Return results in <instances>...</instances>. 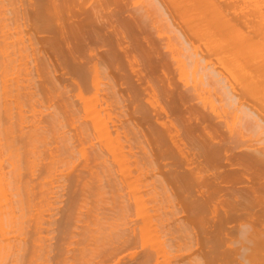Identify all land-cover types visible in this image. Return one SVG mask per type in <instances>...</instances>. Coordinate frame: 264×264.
<instances>
[{"label":"rangeland","instance_id":"rangeland-1","mask_svg":"<svg viewBox=\"0 0 264 264\" xmlns=\"http://www.w3.org/2000/svg\"><path fill=\"white\" fill-rule=\"evenodd\" d=\"M1 1L3 2V5H2V3H1ZM0 1V6L1 7H3L4 5V7L3 8H5V10L7 9V11H9V8H11V2H12V0H1ZM11 1V2H10ZM17 1H19L21 4H19V2H17ZM99 1L101 2V3H99ZM96 0V3H98V5H97V7L98 6H100V7H98V9L97 10H99V8H103V10L105 9L106 10V8H107V6L108 5H106V4H104L105 5V8L102 6L101 7V4L104 2V3H106V0L105 1H103V0ZM107 1H109V2H111V0H107ZM116 1V2H115ZM120 1V0H119ZM118 0H112V2L111 3H109V2H107V4L109 3L110 4V6L111 5H114V7L115 8H117V10L116 11H120V12H122V14L120 13L119 14V11L117 12L118 14L117 15H119V18H117V20L119 19H121L124 23H120L119 22V24H117L118 26H117V28H116V26H115V28H116V31H118V32H116L115 31V29L113 28L112 30H110L109 29V27L106 29V23H104L105 21H103V28H102V26L100 27V29L102 28V29H106V34H107V31L108 32H110V33H108V35H109V37L108 36H106V35H104L103 36V34H105V33H103V31H105V29L102 31V34L100 35L101 37L103 36V39H106V42H107V44H111L114 48L116 47V48H118V46H116V44L117 45H119V46H121L122 44H124V45H122L121 46V48L123 47H126V48H124V51H126L128 54H125L127 57L126 58H124V55H122V54H124V52L123 53H121L122 52V50H123V48H122V50L120 49V56L118 55V51H119V48H118V50H114L113 49V47H111L110 49H113V51H115L114 52V54L115 55H113L112 56V59H111V61H112V66L117 62H119V60H120V57L122 56V59L120 60V64H119V66H117V63L113 66V67H115V66H117V69H115V70H113L114 72V75H116V73H117V75H118V78H116L117 77V75H116V77H115V80H117V81H115V83L116 82H119V83H116L117 84V91H118V95L119 96H122L123 94H125L126 93V97L127 98H129V99H127V100H130V105L128 104L129 102L127 101V106L129 105V106H131L132 104H133V102L135 101V100H137V101H139V103L140 104H137V103H135L134 104V106H136V105H141V106H144V109L143 110H145L146 111V114H147V112H148V117H147V122H145L146 124H148L149 123V125L151 126L152 125V123L154 124L155 123V120H154V117H155V114H154V112H155V110L153 111V113H152V111H151V109H153L155 106L156 107H159V105H160V107L159 108H156V109H158V110H160V108H161V111H158V112H160V113H162V117L163 118H160V119H163L162 120V122L163 121H165V122H170L171 120H173L172 122H171V125L172 124H176V122L177 123H179L180 124V120L178 119L179 118V114H177V112L178 111H175V110H178V109H176V108H174V105H175V102L177 103V96H179V94H181L182 96L184 95L185 96V94H187L188 92H191L192 94H193V92L191 91L193 88L191 87L192 86V84L193 83H195L196 81L197 82H199L200 84H201V80L198 78V77H200L201 78V76H203L201 73L202 72H200L201 70H199V69H201V68H199L198 67V70H196L195 72L194 71H191V69H193V68H190V66L186 63L187 61H186V59L185 58H183L184 57V55L182 54L183 53V49H182V44H183V42L182 41H180V37H178L179 35L178 34H181L180 36H182V37H184L182 40H186V39H188L187 41H189V43L191 42L192 44H191V46H189V47H191V49H192V51H194V53H196V55H203V58H204V56H207L206 58L208 59H206L207 60V63H208V66H210L209 68H210V70H212L213 71V75L214 76H217V78H218V76H219V78L218 79H222V82H224V84H225V90L224 89H221L220 87V85L219 84H215V85H213V87H206L205 85H206V83H205V81L204 82H202V83H205V85H203V84H201V85H203L202 86V89L203 90H201V91H197V90H200V86L201 85H199V83L198 84H194L195 85V88L197 87V85H199V89H196V91L197 92H199L198 94L200 95V97H202L203 98V100L205 101V96L204 95H207L208 97L209 96H211V97H207L206 96V99L207 100H209V101H211L213 104H209V105H213L214 106V108H215V111H214V108H213V111L210 109V107L211 106H208V103L207 102H203L201 99L202 98H199V100L197 101V100H195V103H192V105L193 106H196V105H198V106H196L195 108L196 109H199V111H202V112H198L199 113V115H200V113L202 114L203 112L205 113V114H202L203 116H205L204 118V120H206V118H207V121H206V123L208 122V123H210L209 125H211V130L209 131L210 132V134L212 135L213 134V138H214V136L216 137V138H212V140H209V142L211 143V144H217V143H219V141L221 142V141H223L222 142V144L225 146V148L227 149V148H229L231 151H234L235 153H237V152H239L241 149H239V148H241L242 147V145H243V147H242V149H246V151L247 150H249L248 148V146H251V147H253V148H260L261 146V144L259 145V143L257 144L256 143V145H255V143L253 142V141H255V139L256 138H254L252 135H250L249 133H247V131L245 132L244 130H245V128L243 129V126H242V123H240L238 120L239 119H237V117H238V112L235 110V109H237V107H238V104L240 105H242L243 104V107H245V108H247V109H250L251 111H254V112H259L258 114H260V116H264V79H260V78H258L259 77V75H261V76H264V75H262V74H264V66H262L261 67V65L262 64H264V30H261V26H264V25H261V24H264V19H262V18H260V16H259V14L261 15V17H264V15H262L261 13H260V10H259V8L261 9L262 7H264V6H262L260 3V5L261 6H257L256 7V3H254L256 0H254V1H252V0H250V3L248 2L249 0H247V1H245V0H209V2H208V0H197L198 1V3L199 4H197L196 5V0H189L191 3H189V2H187L188 0H185V3H188L187 4V6H186V4H183L184 3V1L183 0H180V3H178L177 1H179V0H177V1H174V0H139V1H137V0H126V1H124L123 2V4L121 3V2H119ZM160 1V2H159ZM173 1V2H172ZM183 1V2H182ZM205 1V2H204ZM261 1V3L262 2H264V0H260ZM7 2V3H6ZM15 2V3H14ZM24 2H25V6H24ZM117 2H119V3H121L122 4V6H121V4H119V3H117ZM165 2V3H164ZM183 4V5H185L186 7H183V8H181V12H180V9H179V6H178V4ZM195 2V3H194ZM204 2V3H203ZM213 4L214 3V5H217L216 7L213 5V7H215V8H217L219 11L218 12H220L221 11V14H219V15H217V13L214 11V10H216L215 8H210V7H212V5H210L211 3ZM245 2V3H244ZM247 2H248V4H247ZM254 4H253V3ZM257 2H259V0L257 1ZM23 3V4H22ZM33 3V4H32ZM91 3V2H90ZM127 3H130L129 5H127ZM150 3H153V4H155V6L157 5V9H160V11H161V14H159L160 12H159V10H156L155 11V9L153 10V11H151L150 9L152 8V7H155V6H152V7H150L151 6V4ZM175 3H176V5H175ZM208 3H209V6H208ZM252 3V4H251ZM12 4H13V6L12 7H16L17 9H19V8H24L23 10L25 11L26 10V7H29L30 5L32 6H30L29 8V10H34V4H35V0H31V1H29V0H14L13 2H12ZM94 4H95V0H94ZM133 4V5H132ZM139 4V5H138ZM150 6H149V5ZM152 4V5H153ZM173 6H172V5ZM189 4H193V6H194V4H195V6L194 7H197L198 8V5L199 6H203V8H204V13H205V11H207V7H209L208 8V19L206 18V15H200V17H202L203 19H204V23L203 24H210V22H212V26H207V29L209 28V30H206V28H205V30H206V32H209V34L211 35V38H210V35L208 34V33H206L205 32V30L204 29H201L202 27H203V25H202V21L200 22L201 23V26L202 27H197V30L195 31L194 29V27H193V30L195 31V32H197L198 30H199V35H198V32H197V35H198V37L196 36V34H195V37H194V34L192 35L191 33H190V31L191 30H189V29H191V28H189L190 27V25H191V27H192V24H190L188 27H186V22L187 21H190V20H188L187 18H186V20L184 19L185 17V15H187V14H185L186 12H184V13H182L183 12V10L184 11H187V10H185V8H187L188 7V5ZM202 4V5H201ZM205 4H207V6H205ZM27 5V6H26ZM118 5H119V7H120V9L118 8ZM124 5H126V9H128V10H126L125 11V7H124ZM141 5V6H140ZM145 5V6H144ZM249 5H251V6H249ZM252 5H254L255 7H252ZM24 6V7H23ZM128 6V7H127ZM161 6V7H160ZM175 6H178V8H176ZM244 6V7H243ZM113 6H111V7H109V9L111 8V9H113V11H114V7L112 8ZM141 7L142 8H149L148 10H150V14H147V16L144 14L143 15V13H142V11L143 10H146V8L145 9H141ZM158 7H160V8H158ZM168 7V8H167ZM177 9L176 11H179V12H176V13H178V14H176V13H174V9L175 8ZM189 7H191V6H189ZM219 7V8H218ZM241 7V8H240ZM31 8H33V9H31ZM140 8V9H139ZM201 8V7H200ZM199 8V9H200ZM254 8L255 9H257V10H259L258 12H257V10L253 13L252 12V10L254 11ZM2 9V8H1ZM153 9V8H152ZM166 9H167V11H166ZM191 9H192V11H194L193 10V7H191ZM195 9V8H194ZM29 10L27 11V12H29ZM102 10V9H101ZM100 10V11H101ZM104 10V11H105ZM202 10V9H201ZM242 10V11H241ZM262 11H264V9H261ZM103 11V13L104 14H102V15H106V13H107V11L110 13V11L109 10H106L105 12ZM111 12L115 17H116V13L114 14V12ZM130 12V13H128V12ZM132 11L134 12V13H132ZM191 10H189V12H190ZM210 11H212L211 13L213 14V15H211L210 16ZM223 11V12H222ZM98 12V11H97ZM189 12L187 11V13L189 14ZM214 12V13H213ZM241 12V13H240ZM247 12V13H246ZM251 12V13H250ZM99 13V12H98ZM109 13H107V15H109ZM110 13V14H111ZM157 13V14H156ZM222 13H223V16L225 17L224 19H226L225 20V22H224V19H222L223 17H222ZM7 14V13H6ZM6 14H5V16L3 17L2 15L0 16V19L1 18H8L7 20L8 21H10V19L9 18H11V15H9L8 16V14H7V17H6ZM101 14V13H100ZM112 14L111 15H109L108 17H110V16H112ZM152 14H154V15H152ZM164 14H165V16H164ZM168 14V15H167ZM169 14L171 15V16H169ZM173 14V15H172ZM183 15V17H180V15ZM191 14H192V12H191ZM190 14V17H192V15ZM197 14V13H196ZM195 14V15H196ZM206 14V13H205ZM252 14H254V16L252 15ZM257 16H256V15ZM142 15V16H141ZM149 15H150V17H149ZM158 15V16H157ZM198 15V14H197ZM220 15H221V17H220ZM145 16L147 17L146 19H143V18H145ZM154 16V17H153ZM174 16V17H173ZM179 16V17H178ZM214 18H213V17ZM216 16H218V17H216ZM247 18H246V17ZM114 17V18H115ZM118 17V16H117ZM142 17V18H141ZM159 17V18H158ZM162 17V18H161ZM165 17V18H164ZM200 17H199V19H200ZM216 17V18H215ZM220 17V18H219ZM112 18H113V16H112ZM112 18H110V21L112 20ZM114 18H113V21H114ZM123 18V19H122ZM126 20H125V19ZM138 18H140L141 20H139ZM150 18H151V20H150ZM152 18H154V19H152ZM164 18V19H163ZM175 18V19H174ZM178 18V19H177ZM182 18L186 21H184V20H182ZM210 18H212V19H210ZM106 19H109V18H106ZM134 19H137V20H139V22L138 21H136V22H138V24H140V25H138L137 23V25L138 26H142L141 28H143V30L142 31H144L143 33H142V35L143 36H140L139 35V31L137 30V29H140V27L138 28H135L136 26L135 25H133V23H135L134 22ZM142 19H143V22L144 23H142L141 21H142ZM170 19V20H169ZM180 19V20H179ZM191 20H192V18H190ZM193 19H195L194 17H193ZM214 19V20H213ZM247 19H248V21H247ZM259 19H261V20H259ZM3 20H6V19H3ZM7 20L5 21V22H7ZM105 20V19H104ZM116 20V18H115V21H117ZM198 20V19H197ZM209 20H210V22H209ZM212 20V21H211ZM218 20V21H217ZM243 20H246V21H243ZM251 20V21H250ZM257 20V21H256ZM155 21H156V23H158L157 25H155L156 23H155ZM175 21V22H174ZM178 21V22H177ZM193 21V20H192ZM231 21V22H230ZM0 22H1V20H0ZM4 21H2L1 22V24H0V26H2V28L0 27V32L1 33H3V34H1L0 33V44H1V41H2V44L0 45V47L1 46H3V48H4V51L2 50V52H0V55H1V53H2V55L0 56V58H3L4 60H1L0 59V107H2V108H0L1 110H0V258H1V260H0V263L1 264H81V262L83 263V264H95L94 262H98L99 263V259L97 258V254H98V250H99V253L101 254V252H103V250L104 249H107L108 248V246L110 245L109 243H114L115 242V240H116V238H115V235L113 234V232H111V230L116 226V225H118V223H119V221H121V223H122V220H119V218H117L118 219V222H116L117 221V219L115 220V219H109V216H110V213H109V215L107 216V214H106V211H105V209H102V208H105V207H108V206H110V205H107V204H105V203H110V201H111V199H110V191L108 192V191H106V190H104L103 189V191H102V189H99L98 188V186H97V183H98V180L95 178V176L93 177V178H90L91 179V181H90V179H89V176H87V177H85V178H82V179H78V177H76V179H75V176H76V172H75V169H76V167H77V169H76V171L78 170V172L81 170V166L80 165H82L83 163L82 162H84V159H85V156H83V152H85L86 151V154L88 153V150H87V147H88V145H86L87 147H86V149H85V151H83V152H79L78 154H75V156L76 157H74L73 159H71L72 161H69V159H67V157L64 155V158H63V155H62V148H61V145L58 147L59 149H56V147H55V141L56 140H58L59 142H60V139L62 138L63 139V137H66V136H68L69 135V126L66 124V121L64 120V118L62 117V115L61 116H59L58 115V118H59V122H60V125H59V128L56 126V129H55V126L54 125H57V123H55L54 125H52L53 123H52V121H51V117L50 116H52V114L53 113H55V107H54V105L53 104H55L56 105V100L57 99H61V97L62 98H65L66 96H68V97H70V96H72L73 95V98H75V96H74V92H73V94H72V92H71V89L74 91V89L72 88V86H71V89H69L68 87H66V85L64 84L63 85V83H61L62 85H60L59 84V80H60V78L62 77L61 75H62V73L64 72V73H66L65 72V67H68V65H69V63L67 62L66 64H68L67 66H65V64H64V61H59V62H61V64H62V66H64V69H63V67L62 66H60V63L59 62H55V60L56 59H58V58H60L61 57V55H62V57L63 56H65V55H63V53H61V49L59 50V51H57L59 54H57V53H51L52 54V56L49 54V52L47 51V53H46V49H42L39 45H36L37 46V48L36 49H38V50H32V49H35V42H33L34 44H32L30 47H29V45H28V39H26V36L27 35H29L31 32H29V31H31V30H29V29H32V28H30V27H28V26H30L29 25V23H30V21H29V19L28 20H23V22H19L17 25L19 26H17V25H13L12 23H11V21L9 22L10 24H12V26L10 25V28L8 27L9 25H8V22H7V24H6V29L3 27L4 25H5V22L3 23ZM125 22L127 23V28H126V25H125ZM133 22V23H132ZM162 22V23H161ZM185 22V23H184ZM194 22H198V21H194ZM214 22V23H213ZM226 22H230V26L232 27V28H230V26L228 25L229 23H226ZM244 22H245V24H244ZM249 22V23H248ZM254 22L256 23L255 24V26H256V28H258V29H256L255 28V26H254ZM260 22H262V23H260ZM24 23V24H23ZM25 23H27V24H25ZM131 23H132V25H131ZM152 23V24H151ZM174 23V24H173ZM177 23H179V24H177ZM184 23V24H183ZM224 23V24H223ZM260 24V27H259V24ZM3 24V25H2ZM20 24V25H19ZM31 24V23H30ZM142 24V25H141ZM180 24H181V26H180ZM189 23H187V25H188ZM219 24H220V26H219ZM223 24V25H222ZM226 24L229 26H226ZM234 24H235V27H234ZM250 24V25H249ZM22 25H24V26H22ZM122 25V26H121ZM125 25V26H124ZM148 26V28H147V26ZM162 25V27H160ZM198 26H200L199 24H197ZM213 25H214V27H213ZM216 25V26H215ZM218 25V26H217ZM246 25V26H245ZM121 26V27H120ZM156 26V27H155ZM193 26H194V24H193ZM224 26V27H223ZM252 26V27H251ZM121 29H120V28ZM132 27L134 28V29H136L137 31H138V35L135 33V31H134V29H132ZM155 27V28H154ZM169 27V28H168ZM177 27V28H176ZM181 29H180V28ZM186 27V28H185ZM217 27H220L219 29L217 28ZM222 27V28H221ZM9 30H8V29ZM16 28V29H15ZM125 28H126V30L128 29V31L129 32H131L132 34V36L129 34V33H127L128 31H126L125 30ZM153 28V29H152ZM166 29V31L164 30V29ZM179 28V29H178ZM204 28V27H203ZM210 28H212L211 30H212V32H211V30H210ZM214 28V29H213ZM216 28H217V31H216ZM253 28V29H252ZM3 29V30H2ZM5 29V30H4ZM123 29V30H122ZM231 29V30H230ZM235 29V30H234ZM239 31H238V30ZM260 29V30H259ZM20 30H21V32H20ZM29 30V31H28ZM115 31L116 33H112L111 34V32L112 31ZM164 30V31H163ZM168 30V31H167ZM171 30V31H170ZM230 30V31H229ZM233 30V31H232ZM250 30V31H249ZM7 31V32H6ZM13 33H12V32ZM16 31V32H15ZM17 31H19V32H17ZM24 31H26V32H24ZM100 31V30H99ZM113 31V32H114ZM141 31V32H142ZM176 31V32H175ZM181 31H182V33H181ZM185 31V32H184ZM201 31V32H200ZM202 31L204 32V33H202ZM215 31L217 32V33H215ZM249 33H248V32ZM121 32V33H120ZM123 32V33H122ZM156 32H157V34H156ZM161 32V37H159L158 36V34ZM164 32H166V33H164ZM178 32H180V33H178ZM194 32V33H195ZM239 32V33H238ZM6 33V34H5ZM16 33V34H15ZM23 33V34H22ZM33 33V32H32ZM119 33V34H118ZM125 33V34H124ZM127 33V34H126ZM163 33L164 34H167V35H163ZM176 33V34H175ZM185 33V34H184ZM192 33H193V31H192ZM206 33V34H205ZM6 36H5V35ZM12 34V35H11ZM18 34V35H17ZM26 34V35H25ZM39 34H41L40 36L41 37H37V34H35L36 35V37H35V35H34V37L37 39V38H42L44 35L42 34V33H39ZM117 35V37L118 38H115L116 37V35ZM124 36H123V35ZM171 34V35H170ZM183 34L186 36V38H185V36H183ZM201 34L203 35V37L201 36ZM205 34V35H204ZM242 34V35H241ZM112 35H113V37H112ZM120 35H122V37H124V38H127V39H124V38H122ZM126 35V36H125ZM145 35L147 36L146 38H145ZM173 35V36H172ZM176 35V36H175ZM8 36V37H7ZM9 36H11V37H9ZM15 36H17L16 38H15ZM22 38H21V37ZM39 36V35H38ZM166 36V37H165ZM191 36V37H190ZM193 36V37H192ZM204 36H209V38L207 37L206 39H205V37ZM246 36V37H245ZM5 37V40L3 39ZM20 37V38H19ZM141 37H143V38H141ZM149 37V38H148ZM173 37V38H172ZM174 37L176 38V39H174ZM181 37V38H182ZM212 37H213V39H212ZM8 38H10L9 40H7ZM24 38V39H23ZM148 38V39H147ZM156 38V39H155ZM170 38H171V40H170ZM194 38V39H193ZM14 39H16V41H18V42H16V44H15V42L13 41ZM107 39H109V41L107 40ZM115 39H117V40H115ZM134 39H136L137 40V42H136V40L134 41ZM144 39V40H143ZM167 41H166V40ZM173 39V40H172ZM178 39V40H177ZM190 39V40H189ZM213 40V42H211V43H209L210 41L209 40ZM14 42H12V41ZM20 40H22V41H20ZM24 40V41H23ZM26 40V41H25ZM127 40V41H126ZM140 40V41H139ZM142 40V41H141ZM147 40H148V42H147ZM151 42H150V41ZM158 40H160V41H158ZM164 42H163V41ZM174 40H177V42L176 41H174ZM211 40V41H212ZM245 42H244V41ZM249 40V41H248ZM7 41L8 42H10L11 41V45L9 46L10 47V51L8 50V52L10 53V57L11 58H9V57H5V53L4 52H6V55H8L9 53H7V45H8V43H7ZM122 43H121V42ZM130 41H132V43H128V42H130ZM152 41L154 42V44L152 43ZM171 41H172V43H171ZM178 41H180L182 44H179V46H175L176 48H174V44H176V43H178ZM187 41H185V42H187ZM206 41V42H205ZM243 41V42H242ZM25 42V43H24ZM120 42V43H119ZM161 42V43H160ZM167 42V43H166ZM168 42L171 44H168ZM176 42V43H175ZM179 42V43H180ZM4 43H7V44H5L4 45ZM19 43V44H18ZM21 43V44H20ZM26 43H27V47H26ZM137 43V44H136ZM174 43V44H173ZM188 43V42H187ZM188 43V44H189ZM13 44H15L14 46V49H19V50H17V51H22L23 52V49H25L24 50V52L22 53L21 52V54H19V52H18V54L20 55V59L19 60H21L20 62H18V64H17V62L15 63V64H13L12 62L13 61H15L16 60V58H17V51L16 50H12V46H13ZM126 44V45H125ZM128 44V45H127ZM141 44V45H140ZM150 44V45H149ZM166 44H167V46L169 45L170 46V48L172 47L174 50H170V48H169V50L171 51V52H175V50L176 49H178V47H179V49H182V50H180L179 52H177V50H176V52L180 55V56H178V54H175L176 55V57L178 56L179 58H181V60H182V63L183 62H185V64H186V66L187 67H189L188 68V70L186 71L187 72V75H185L184 74V72L185 71H183V73H182V75L184 76L185 75V77H184V79H183V76L181 75H179V73H177V72H180V74H181V68H180V65H181V63H180V65L177 67L178 69H179V71H178V69L176 68V64L178 63H174V65H173V63H172V61H171V63H170V60H173L172 58L170 59V57H171V55H173V53L171 54V52L168 50H165V48L167 47L166 46ZM205 44L207 45H209L210 47H211V50H209L210 49V47H208L209 49V51H211V52H209L210 53V56H209V53L207 54V48H205V47H207V46H205ZM211 44V45H210ZM17 45H19V46H17ZM21 45H25V46H21ZM61 45H63V47H64V49H65V44L64 43H62ZM111 45H109V47L111 46ZM131 47H130V46ZM136 45V46H135ZM152 45V46H151ZM178 45V44H177ZM184 45V44H183ZM5 46V47H4ZM16 46L17 47H19V48H16ZM142 46V47H141ZM148 46H150V47H148ZM21 47H22V49H21ZM108 47V48H109ZM128 47V48H127ZM139 47V49L137 50L136 48H138ZM148 47V48H147ZM194 47V48H193ZM2 48V49H3ZM6 48V49H5ZM130 48H132V49H130ZM155 49V51H157L156 49L158 48L160 51H159V55L162 53V55L159 57L158 56V54H157V52H155L154 51V49ZM164 48V49H163ZM21 49V50H20ZM28 49V50H27ZM40 49H41V51L43 50V52H42V56L40 55ZM126 49V50H125ZM141 49V50H140ZM142 49H145V50H142ZM149 49V50H148ZM153 51H152V50ZM167 49V48H166ZM178 49V50H179ZM1 50V49H0ZM100 50H102V49H100ZM131 50V51H130ZM140 50V51H139ZM148 50V51H147ZM206 50V51H205ZM27 51V52H26ZM36 53V58L37 57H40V58H42V59H44L45 57V62L43 63V64H45V63H50V62H52V60H54L52 63H50V64H48L49 66H47V64H45L43 67V70L46 68V67H49V68H46V70L45 71H43V70H37L36 68H35V62H33V59H34V61H35V53ZM40 51V52H39ZM129 51V52H128ZM134 53H133V52ZM142 51V52H141ZM148 52V54L150 53V52H155V53H150V55L152 54H155V56H152L153 57V59L151 58V57H149L148 56V54L146 55L145 54V52ZM26 52V53H25ZM39 52V53H38ZM143 52H144V54H143ZM204 52V53H203ZM13 53H15V55H16V57H15V59L12 57V54ZM27 53H28V55H27ZM32 53H33V55H32ZM38 53V54H37ZM117 53V54H116ZM185 53V52H184ZM203 53V54H202ZM212 53V54H211ZM23 54V55H22ZM26 54V55H25ZM57 54V55H56ZM171 54V55H170ZM207 54V55H206ZM14 54H13V56H15ZM18 55V56H19ZM37 55H39V56H37ZM119 56V60H116V58L117 57H115V56ZM131 55V56H130ZM144 55H145V57H144ZM170 55V56H169ZM175 55H173V58H174V56ZM9 56V55H8ZM22 56V57H21ZM24 56V57H23ZM58 56V57H57ZM157 56V57H156ZM183 56V57H182ZM197 56V57H198ZM31 57H33V58H31ZM44 57V58H43ZM48 57V58H47ZM49 57H50V59H49ZM115 57V58H114ZM139 57V58H138ZM144 57V58H143ZM148 57L149 58H151L150 59V61H152L151 63H149L148 62V64H150V66L146 63L147 61H148ZM163 57H165V58H163ZM177 57V58H178ZM200 57V56H199ZM9 59H14L12 62H8V60ZM19 58V57H18ZM52 58V59H51ZM146 58V61L144 60ZM162 59V61H161V65H160V62H158L159 60L158 59ZM178 58V59H179ZM48 59V62L46 61ZM118 59V58H117ZM129 59V62L131 61L132 63H129V62H127V60ZM142 59V60H141ZM160 59V60H161ZM175 59V58H174ZM211 59V60H210ZM228 59V60H227ZM6 60V61H5ZM11 60H9V61H11ZM114 60H116L115 61V63H114ZM166 60V61H165ZM4 61V62H3ZM17 61H18V59H17ZM122 61V62H121ZM144 61V62H143ZM155 61V62H154ZM157 61V62H156ZM174 61V60H173ZM178 61V60H177ZM180 61V60H179ZM125 62V63H124ZM142 62V63H141ZM166 62V63H165ZM174 62H176V59H175V61ZM59 63V64H58ZM128 63L129 64H132L131 66H132V68L134 67V71H136V72H139V73H136V75L133 73H131V67L129 68L128 66H130V65H128ZM137 63H138V65H137ZM145 63V64H144ZM154 63V64H153ZM156 63H158V65H159V67H156L155 68V66H157L156 65ZM165 63V64H164ZM229 63V64H228ZM2 64H4V65H2ZM16 64H17V66H16ZM25 64V65H24ZM53 64H55V66L57 67V66H59V67H55L54 65V67L52 68V65ZM56 64H58V65H56ZM148 66H147V65ZM153 64V65H152ZM184 64V65H185ZM23 65V66H22ZM50 65H51V67H50ZM142 65V66H141ZM152 65V66H151ZM155 65V66H154ZM8 67V69H7V67ZM140 66V67H139ZM145 66V67H144ZM161 66V67H160ZM202 66V65H201ZM3 67V68H2ZM39 67V66H38ZM123 68V70H121L120 71V73H118V69H122ZM150 67V68H149ZM173 67H175V68H173ZM236 67H237V70H236ZM242 67V68H241ZM258 67H260V68H258ZM2 68V69H1ZM40 68V67H39ZM38 68V69H39ZM100 70H102V71H100V72H107V73H109V71H111V69L109 68L108 70H105L104 68H100V67H98ZM145 68V69H144ZM161 70H160V69ZM164 68H166L165 69V71H166V73H165V71H164ZM184 68H185V66H184ZM212 68V69H211ZM262 68V69H261ZM5 69V70H4ZM35 69H36V71H38V73L36 74V72H35ZM48 69H49V71H48ZM52 69H56V70H53V73L51 74L50 72H52L51 70ZM57 69H62V73H60L61 71L59 70V72L57 71ZM135 69H137V70H135ZM155 71H154V70ZM173 69V70H172ZM197 69V68H196ZM240 71H242V72H240ZM255 69H257V70H255ZM261 69V70H260ZM20 70V71H19ZM103 70H105V71H103ZM148 70V71H147ZM184 70H186V69H184ZM4 71H5V74L6 75H3L4 74ZM7 71V72H6ZM57 73H56V72ZM115 71H117V72H115ZM123 71V72H122ZM128 71V72H127ZM130 71V72H129ZM134 71H132V72H134ZM141 71V72H140ZM144 71V72H143ZM150 71H152V72H150ZM169 71V72H168ZM255 71V72H254ZM257 71H258V74H256L257 73ZM3 72V76L1 75V73ZM21 72V73H20ZM105 72V73H106ZM172 72V73H171ZM191 72H194L195 74H196V76H198L197 78H193V80L195 79V82H193L192 81V77L194 76L195 77V74L193 75V74H191ZM218 73V75L216 74V73ZM236 72H240V75L244 72V74H242L241 75V77L239 76V74L237 73L236 74ZM13 73V74H12ZM20 73V74H19ZM41 73V77H40V75H38V74H40ZM56 73V74H55ZM59 73V76L60 77H58V74ZM104 73V74H105ZM143 73V74H142ZM156 73V74H155ZM161 73V74H160ZM165 73V74H164ZM198 73V74H197ZM254 73V74H253ZM262 73V74H261ZM61 74V75H60ZM100 74V73H99ZM101 74H103V73H101ZM137 74H138V77H137ZM145 74V75H144ZM152 74V75H151ZM155 74V75H154ZM158 74V75H157ZM201 74V75H200ZM234 74H236L235 75V78L237 79V78H239L240 79V84H239V79H235L234 78ZM256 74V75H255ZM13 75V76H12ZM50 75V77H52V78H48V76ZM55 75V76H54ZM68 75V74H67ZM107 75V74H106ZM105 75V76H106ZM142 77H140V76ZM151 75V76H150ZM175 75V76H174ZM180 77H179V76ZM193 75V76H192ZM257 75H258V77H257ZM43 76V77H42ZM45 76V77H44ZM100 77L102 76V75H99ZM105 76H103V77H105ZM125 76V77H124ZM147 76V77H146ZM161 76H162V79H161ZM192 76V77H191ZM221 76V77H220ZM242 76H243V78H242ZM39 79H38V78ZM119 77H121V79H122V81H120L121 79L119 78ZM175 77H177L176 79H175ZM182 77V78H181ZM187 77H188V79H187ZM204 77V76H203ZM202 77V78H203ZM42 78V79H41ZM63 78H65V77H63ZM106 78V77H105ZM104 78V79H105ZM126 78V79H125ZM141 78V79H140ZM143 78H144V80H143ZM168 80H167V79ZM178 78H180L179 80H182V81H184L185 82V84H187V85H184L183 83H182V81H179L178 80ZM216 78V79H217ZM262 78V77H261ZM44 79V80H43ZM49 79V80H48ZM100 79H102V80H104L102 77L100 78ZM139 80V82L141 83H139L138 82V80ZM147 79V80H146ZM149 79V80H148ZM199 79V80H198ZM41 82H40V81ZM43 80V81H42ZM56 80V81H55ZM102 80H100V82H101V86H103V88L99 91L100 93H98V96L96 97L97 98V100H96V102L98 101V98H99V96L100 95H102L103 94V92H102V90L104 91V92H106L107 90H106V88H105V84L107 83V82H105L104 81V83L102 82ZM119 80V81H118ZM125 80V81H124ZM128 80V81H127ZM153 80V81H152ZM159 80V81H158ZM203 80V79H202ZM205 80V79H204ZM36 81H38V82H36ZM46 81V82H45ZM58 81V82H57ZM137 81V82H136ZM169 81V82H168ZM189 81V82H188ZM36 82V83H35ZM43 82V83H42ZM60 82H61V80H60ZM123 83V84H125V86H123V87H121V86H118L119 84H121V83ZM127 82V83H126ZM147 82H149V83H147ZM157 82V83H156ZM168 84H167V83ZM146 83V84H145ZM155 83V84H154ZM172 83V84H171ZM174 83V84H173ZM180 83V84H179ZM37 84V85H36ZM122 84V85H123ZM133 84V85H132ZM140 84V85H139ZM150 84V85H149ZM156 84H157V86H156ZM43 85V86H42ZM53 85V86H52ZM162 85V86H161ZM169 85V86H168ZM171 85V86H170ZM179 87H177V86ZM189 85H190V87H189ZM35 86H37V87H35ZM40 86V87H39ZM51 86V87H50ZM56 88H55V87ZM58 86H60L59 88H57ZM164 86H166V87H164ZM183 86V87H182ZM39 87V88H38ZM48 87H49V89L51 90H49L48 89ZM54 87V88H53ZM63 87V88H62ZM131 87V88H130ZM144 87H145V89H144ZM146 87H148V88H146ZM154 87H156V89L154 88ZM186 87V88H185ZM188 87L191 89H189L188 91H187V89H188ZM206 87V88H205ZM215 87V88H214ZM219 89H217V88ZM27 90H26V89ZM52 88V89H51ZM122 89V88H124L122 91H124L125 90V92H122V91H120V89ZM167 88V90L169 91H172L173 92V94L175 95V97H177V98H174V100L173 101H175L174 102V105H173V102L171 101V99L173 98L172 96H174V95H169V92L167 93L168 95H165V94H162V92H167V90L166 91H164V89H166ZM178 90H177V89ZM210 88V89H209ZM214 88V89H213ZM223 88V87H222ZM39 89H41V90H39ZM47 89V90H46ZM55 90V91H52V90ZM65 89V90H64ZM100 89V88H99ZM134 89V90H133ZM162 89H163V91H162ZM206 89V90H205ZM221 89V90H220ZM228 89V90H227ZM50 92H49V91ZM60 90V91H59ZM69 92H71V93H68V91ZM139 90V91H138ZM148 90V91H147ZM152 91V90H154V93H153V91L150 93V91ZM177 92H179V93H177ZM47 91V92H46ZM119 91L121 92V95L119 94ZM132 91V92H131ZM144 91H147V92H144ZM205 91V92H204ZM62 92H63V94H62ZM91 92V91H90ZM84 93V95H86V96H84V98H86L85 100H87V98L89 97V95H91L89 98H91L92 97V93ZM92 92H94V91H92ZM141 92V93H140ZM142 92H143V94H142ZM149 92V93H148ZM159 92H161L160 94L161 95H165V97L164 96H162L161 97V95H159ZM184 93L185 92V94H182V93ZM200 92H201V94H200ZM211 94H210V93ZM227 92L229 93L228 95H230V96H225L224 95V93H226L227 94ZM65 93H66V95H65ZM68 93V94H67ZM95 93V92H94ZM108 92H106V94H107ZM133 93V94H132ZM140 93V94H139ZM146 93V94H145ZM221 93V94H220ZM41 94V95H40ZM56 94V95H55ZM57 94H59V96L57 95ZM72 94V95H71ZM155 94H157V95H155ZM170 94H171V92H170ZM192 94H188L189 95V97L191 96L192 98H193V96H192ZM197 94V93H196ZM198 94H197V96H198ZM204 94V95H203ZM233 94V95H232ZM70 95V96H69ZM94 95H97V93L96 94H94ZM154 95V97L152 98L153 100L156 98V97H159V99L158 98H156L154 101L152 100V99H150V98H147L146 96H148V97H152ZM188 95H186L185 97H186V99H188L189 97H187ZM224 95V96H223ZM56 96H58V97H56ZM88 96V97H87ZM125 96H123L122 98L123 99H125ZM132 96H135V97H132ZM156 96V97H155ZM169 96V97H168ZM183 96V97H184ZM237 96V97H236ZM138 97V98H137ZM172 97V98H171ZM232 98V97H236V99L238 100H236L237 102H235V105L234 104H232V105H230L229 106V104H231L232 102H228V100H227V98ZM51 98V99H50ZM56 99V100H53V99ZM71 98V100H74L72 97H70ZM89 98H88V100H89ZM93 98V97H92ZM91 98V99H92ZM100 98H101V96H100ZM99 98V102H100V99ZM134 98H135V100H134ZM143 100H142V99ZM146 98L147 99H149V104H148V100L145 102L144 101V99L146 100ZM163 99V100H161V99ZM170 98V101L169 100H167V99H169ZM91 99H90V102H89V105H88V108L89 107H91V104H95L96 102H95V100H94V102H93V100L91 101ZM125 99V100H126ZM131 99H133L134 101H132ZM176 99V100H175ZM190 99V98H189ZM188 99V101L190 102V100ZM195 99H197V97L195 98ZM225 101H224V100ZM51 100V102H49ZM53 100V101H52ZM77 99H75L74 100V102H77L78 103V105L77 106H80L81 107V105L79 104L80 102L79 101H76ZM150 100H152L151 102L152 103H150ZM166 100V101H165ZM194 100V99H193ZM221 100V101H220ZM223 100V101H222ZM47 101V102H46ZM55 101V102H54ZM58 101V100H57ZM61 101V100H60ZM132 101V102H131ZM159 101H161L162 103H160ZM53 102V103H52ZM93 102V103H92ZM136 102V101H135ZM202 102L204 103V105H202ZM223 102V103H222ZM47 103H48V105H47ZM52 103V104H51ZM77 103H75V105L77 104ZM98 103V102H97ZM97 103L95 104V105H97ZM155 103V104H154ZM158 103V104H157ZM197 103V104H196ZM227 103H228V105H227ZM59 104V103H58ZM87 104H88V101H87ZM126 104V103H125ZM150 104H153V106L154 107H152V105H150ZM170 104V105H169ZM196 104V105H195ZM207 104V105H206ZM120 105H123V103L121 104H118L117 106H115L114 108L115 109H113V110H111L112 111V113H114L115 112V114L118 116L119 115V117L121 116L120 114H121V112H119V111H117V108L116 107H118V106H120ZM150 105V106H149ZM180 106V104H177V107H179ZM199 105H200V107H199ZM202 105V106H201ZM76 106V107H77ZM92 106H94V105H92ZM147 106V107H146ZM168 106V108H166ZM173 106V107H172ZM176 106V105H175ZM227 106V107H226ZM235 106V107H234ZM54 107V108H53ZM78 108L79 110V112H78V115H79V117L82 119V120H86L85 122H87V118H85V119H83L84 117H85V115H84V117H83V115H81V114H84L85 112V114H88V108L87 109H85V112L83 113L82 112V110H81V108ZM87 107V106H86ZM171 107V108H170ZM180 107H182V106H180ZM179 107V108H180ZM198 107V108H197ZM229 107V108H228ZM120 108H121V106L120 107H118V109L120 110ZM130 108V107H129ZM131 108H133V106L131 107ZM154 108V109H155ZM195 108H193L194 110H195ZM219 108V109H218ZM239 108V107H238ZM93 108L91 107V108H89V110H92ZM123 109V107L121 108V110ZM166 109H168V110H166ZM175 109V110H174ZM181 109H183V108H180V111L182 112V110ZM81 110V111H80ZM129 110V109H128ZM149 110V111H148ZM164 110V111H163ZM172 110H174V111H172ZM184 110V109H183ZM51 113H50V112ZM144 111V112H145ZM170 111H172V113L170 112ZM196 111V110H195ZM236 111V112H235ZM81 112V113H80ZM92 112H93V110H92ZM110 112V111H109ZM129 112L131 113V109L129 110ZM157 112V111H156ZM163 112H165V113H163ZM167 112H168V114H167ZM174 112H176V114L174 113ZM183 112H185V111H183ZM182 112V113H183ZM226 112H227V114H226ZM49 113V114H48ZM89 113H90V111H89ZM112 113H110V114H112ZM119 113V114H118ZM150 113V114H149ZM152 113V114H151ZM175 115H174V114ZM178 113H180V112H178ZM92 114V113H91ZM170 114H171V116H170ZM234 116H233V115ZM236 114V115H235ZM103 115V116H102ZM101 116H102V118L104 117V114H102ZM108 115V114H107ZM107 115H105V116H107ZM114 115V114H113ZM113 115H111V116H113ZM130 114H128V116H129ZM136 115V117L138 118V116H137V114H135ZM149 115H151V117L152 118H150V116ZM164 115V116H163ZM167 115V116H166ZM207 115V116H206ZM83 118H82V117ZM92 116V115H91ZM90 116V117H91ZM132 116H133V114H132ZM236 116V117H235ZM109 117V115L107 116V118ZM119 117H117V118H119ZM130 117V116H129ZM129 117L127 118V116H125L124 117V120H126V119H128V124L130 123V124H133V123H135V122H133V121H135L137 118H135L132 122H130V119H129ZM161 117V116H160ZM164 117H166L165 119H164ZM177 118V120L179 121H176V120H174V118ZM184 117H186V116H184ZM199 117V116H198ZM232 117H235V119L233 118L232 119ZM40 118V119H39ZM79 118V121H81V119ZM106 118V117H105ZM104 118V119H105ZM107 118H106V120H107ZM168 118V119H167ZM172 118V119H171ZM175 118V119H176ZM34 119V120H33ZM38 119V120H37ZM123 120V117L121 116V118H120V120ZM152 119V120H151ZM156 119V118H155ZM167 119V120H166ZM199 119H200V117H199ZM198 119V121H196V120H191V122L190 123H192L193 124V126H195V128H196V131L199 129L200 130V132L202 131V128H203V125L204 126H209V125H206V123L205 122H203L204 124H201L200 123V121L201 120H199ZM32 120H33V122H32ZM36 120V121H35ZM61 120V121H60ZM121 120V121H122ZM232 120H234V123H233V121ZM237 120V121H236ZM75 121H77V120H75ZM149 121V122H148ZM152 123H151V122ZM174 121H176L175 123H174ZM37 122V124H35ZM78 122V121H77ZM84 122V123H85ZM90 121H89V116H88V122L86 123V125L89 123ZM197 122V123H196ZM202 122V121H201ZM39 123V124H38ZM76 123V122H75ZM79 123V122H78ZM78 123H77V125L76 126H78ZM64 124V126H62ZM144 125V126H142L141 128H142V130L144 131V129L145 128H150V126L148 125V127H147V125ZM197 126H196V125ZM198 124H201L200 126L198 125ZM235 124V125H234ZM35 125L36 126H39V127H41V128H39V127H36L37 129H39V130H37L38 131V134L40 135V137H39V135L38 134H36V135H38L37 137H39L40 138V141H38V139L39 138H37L36 137V141H38V143H36L35 142V144H30L32 141H35L34 139H35V131L36 130H34V128H35ZM67 125V126H66ZM91 124L89 123V125L88 126H90ZM178 124H176V126L174 125H172L173 127H175L176 128V130L178 129V126H177ZM19 128H18V127ZM66 126V127H65ZM88 126H87V128H88ZM233 126H234V128H233ZM242 128H241V127ZM62 127V128H61ZM152 127V126H151ZM2 128H4V130H2ZM10 128V129H9ZM13 130H12V129ZM18 128V129H17ZM66 128V129H65ZM7 131H6V130ZM24 129V130H23ZM40 129H41V131H40ZM58 129V130H57ZM60 129V130H59ZM64 129H65V131L66 132H64ZM91 129V128H90ZM89 129V130H90ZM148 129H145V131L147 132V130ZM151 129V128H150ZM222 129V130H221ZM228 129V130H227ZM240 129V130H239ZM17 130V131H16ZM27 130V131H26ZM29 130H31V131H29ZM53 130H54V132H53ZM61 130H63L62 132H60L59 133V131H61ZM141 130V131H142ZM180 130V131H179ZM179 130H177L178 132H177V135H178V137L180 136L181 138L180 139H182V132H181V129H179ZM216 130V131H215ZM16 131V132H15ZM43 131V132H42ZM57 131V132H56ZM214 131H215V133H214ZM223 131V132H222ZM4 132V133H3ZM6 132H9V133H6ZM11 132H14L13 134L11 133ZM20 132V133H19ZM24 132V133H23ZM27 132V133H26ZM90 132V131H89ZM198 132V131H197ZM200 132H198V133H196V134H200ZM219 132L222 134V136H221V134L219 135ZM239 132V133H238ZM16 133V134H15ZM29 133V135H27ZM31 133H33V134H31ZM37 133V132H36ZM56 133V134H55ZM66 133V134H65ZM68 133V134H67ZM92 133V132H91ZM246 133V134H245ZM9 136H8V135ZM14 134H15V136H14ZM43 134V135H42ZM53 134L55 135V136H53ZM59 134V135H58ZM179 134H181V135H179ZM203 136H204V133L202 132L201 133ZM237 134V135H236ZM242 134H243V136H242ZM4 135H6V136H4ZM34 135V136H33ZM65 135V136H64ZM101 135V134H100ZM250 136V137H248V136ZM3 136V137H2ZM25 136H27V137H24ZM219 138H218V137ZM251 136H252V138H251ZM5 137V138H4ZM10 137V138H9ZM13 137V138H12ZM17 137H18V139H17ZM31 137H32V139H31ZM45 137V138H44ZM96 137H98L97 135H96ZM102 137V136H101ZM100 137V138H101ZM243 137V138H242ZM248 137V138H247ZM5 139V141H4V143H5V145H4V143H2L3 141H2V139ZM7 138H9V139H7ZM14 138H16V139H14ZM22 140H21V139ZM27 138V140H25ZM28 138H29V140H28ZM58 138V139H57ZM184 138V137H183ZM49 139V140H48ZM61 139V140H62ZM98 139H99V137H98ZM185 139V138H184ZM184 139L183 140H180L181 142L182 141H184ZM216 139V140H215ZM238 139V140H237ZM7 140V141H6ZM9 140H12V141H9ZM30 140H32V141H30ZM47 142H46V141ZM96 139H92V142L93 143H95L94 141H95ZM99 140H101V139H99ZM14 141V142H13ZM20 141H22V143L20 142ZM25 141V142H24ZM27 141V142H26ZM53 141V142H52ZM187 139H185V142L183 143V148L182 149H184V148H188L189 146H188V144H186L187 143ZM216 141V142H215ZM227 141V142H226ZM242 141V142H241ZM10 142H11V145H9L10 144ZM18 142V143H17ZM46 142V143H45ZM51 142V143H50ZM98 142V140H96V143ZM180 142V143H181ZM189 142V141H188ZM246 142V143H245ZM256 142V141H255ZM28 143V144H27ZM34 143V142H33ZM49 143V144H48ZM61 143V142H60ZM95 143V144H96ZM252 143V144H251ZM7 144V145H6ZM19 144V145H18ZM39 144V145H38ZM45 144V145H44ZM47 144V145H46ZM51 144V145H50ZM186 144V145H185ZM227 144V145H226ZM254 144V145H253ZM2 145V146H1ZM9 145V146H8ZM24 145L26 146V147H24ZM37 145V146H36ZM240 145V146H239ZM259 145V146H258ZM11 146V147H10ZM27 146H29V147H27ZM30 146H31V150H29L30 149ZM39 146V147H38ZM42 146V147H41ZM50 146V147H49ZM52 146V147H51ZM180 146H181V144H180ZM239 146V147H238ZM246 146H247V148H246ZM262 146H264V145H262ZM37 147V148H36ZM238 147V148H237ZM2 148V149H1ZM40 150H39V149ZM55 148V149H54ZM190 148V147H189ZM185 149V151H187ZM4 150V151H3ZM37 150V151H36ZM29 151H30V153H29ZM33 151V152H32ZM41 151V152H40ZM51 151V152H50ZM59 151V152H58ZM60 151H61V153H60ZM243 151V150H242ZM32 152V153H31ZM36 152V153H35ZM244 152H245V150H244ZM17 153V154H16ZM28 153L30 154V156L28 155ZM50 153V154H49ZM39 154V155H38ZM221 154H222V152H221ZM232 154H234V153H232ZM17 155V156H16ZM50 155H52V156H50ZM85 155V154H84ZM223 155H224V153L220 156V158H219V162L220 163H224V161L221 159V157L223 158ZM31 157V158H30ZM50 157V158H49ZM84 159H83V158ZM33 158H35L34 160H33ZM37 158H39V160H37ZM59 158H61L60 160H59ZM66 158V159H65ZM220 160H222V162L220 161ZM219 162H218V164H219ZM72 163V164H71ZM54 164V165H53ZM211 163H209L208 165H210ZM218 164L217 165H215V166H217V170L218 171H216V167H212V166H214V164L212 165V166H210V168L209 169H212L211 170V172L210 173H213V174H211L210 175V173L208 172L206 175H204L206 178H207V175L209 174L210 175V177L212 176L213 177V175L215 176V172H217V173H219V172H221L222 171V167L220 168L219 166H218ZM51 165V166H50ZM67 165H68V168H67ZM75 165L76 167H73V166ZM247 165V164H246ZM245 165V169L244 170H246V167H249V166H246ZM54 166V167H53ZM204 165H202V167H203ZM222 166V165H221ZM72 167V168H71ZM80 169H79V168ZM201 167V168H202ZM205 167H206V170L208 169V166L207 165H205L202 169L203 170H205ZM51 170H50V169ZM213 168H215L214 170H213ZM221 170H220V169ZM250 168V167H249ZM43 171H42V170ZM70 169H71V171H70ZM74 169V170H73ZM117 169V168H116ZM183 169V168H182ZM248 169V168H247ZM47 170V171H46ZM249 170V169H248ZM246 171L247 173L249 172L250 174L251 173H253L251 170H249V171ZM49 171V172H48ZM117 171L118 172H122V171H127L128 172V170L125 168L124 170H123V168L120 170L119 168L117 169ZM215 171V172H214ZM118 172H116V173H118ZM124 173V172H122V173H124V174H122V173H118V174H116L117 176L118 175H125V174H128V173ZM203 174H205V173H203ZM71 175V176H70ZM78 175V174H77ZM208 175V176H209ZM240 175V174H239ZM101 177H102V175H100ZM203 176V177H204ZM73 178V179H71V178ZM119 177V176H118ZM209 177V179L208 180H210V179H212V178H210ZM100 178V177H99ZM98 178V179H99ZM89 181H88V180ZM93 179V180H92ZM71 180V181H70ZM76 180H78V182L80 183H76L77 181ZM102 180H103V178H102ZM76 181V182H75ZM94 181V182H93ZM45 182H47V183H45ZM69 182H70V184H69ZM71 182H73V183H71ZM85 182V184H92L91 186H97V188H94V187H92V189H90V190H93V191H86V189L87 188H83L82 187V185H83V183ZM15 183V184H14ZM262 183H264V179H262L261 180V184ZM69 184V185H68ZM84 184V185H85ZM260 184V187H259V185H255L254 186V188L257 186V188H255V189H258V191H247V192H245V191H243V194L245 193V194H247L248 192H250V193H248L246 196H244L243 195V197H247V199L248 198H250V196H251V194H252V196H253V194H254V196L255 197H258L259 198V200H260V202H258V205L256 204V206H255V208H254V210H255V212H254V210H252V212H254V214L256 215V218L258 219L259 218V220L260 221H264V215H262V214H264V193H261V192H264V188H262V187H264V186H262ZM42 185V186H41ZM45 185V186H44ZM71 185V186H70ZM73 185V186H72ZM74 185L76 186V187H74ZM99 185V184H98ZM137 185V184H136ZM139 185V184H138ZM12 186V187H11ZM71 187V189H70V187ZM89 186V185H88ZM132 186V185H131ZM134 186V188H135V184L133 185ZM140 186V185H139ZM138 186V187H139ZM7 187V188H6ZM11 187V188H10ZM14 187H16V188H14ZM69 187V188H68ZM90 187V186H89ZM137 187V188H138ZM13 188V189H12ZM76 188V189H75ZM91 188V187H90ZM133 188V187H132ZM131 187H130V190L129 191H123V192H121V193H123V195H125L126 197H128V199L130 198V196H134V195H136V194H139L142 190L141 189H137V188H133L132 189ZM140 188V187H139ZM5 189V190H4ZM16 189V190H15ZM38 189H40V190H38ZM79 189V190H78ZM95 189V190H94ZM262 189V190H261ZM8 190V191H7ZM10 190V191H9ZM43 190H46V191H43ZM97 190V191H96ZM101 190V191H100ZM128 190V189H127ZM133 190V191H132ZM134 190H135V192H134ZM137 190H138V192H137ZM139 190H141V191H139ZM45 192V193H44ZM126 192V193H125ZM128 192V193H127ZM137 192V193H136ZM159 193H161L160 191H158ZM172 192H174V191H172ZM196 194H195V193ZM215 192V193H214ZM217 191H188V192H182L181 191V194L179 195L178 194V192H177V194H178V196H180V198L178 197V196H176V198H179V199H181L182 198V196L183 197H186V199L188 200H184L183 199V201L185 202V203H189L190 204V202H194V204L192 203L191 205H189V206H192V205H200V207L203 205V206H205V208H207V211L209 210V212H207V214L205 215V216H207V217H205V216H203L204 217V221H203V218L201 217V219H199V217L197 218V217H195V216H193L192 214H190V212L189 213H187V211L186 210H188V209H184L183 211H181V205L182 204H185L183 201H181V203H180V201H179V206H180V208H179V206L177 207V209L179 208V211L180 212H178V211H176V213H180V214H176V215H171L172 217H173V219H181L182 220V218H184L183 217V215H185L186 216V214H190L192 217H195V219L194 218H191L190 217V215H189V217L191 218V220L190 221H192L193 220V224H190V223H188L187 225V229L186 230H189L188 232H185L184 233V231H183V229H182V227H180L181 229H182V232L184 233V235L181 233V236H180V234H179V232H181V231H179L178 229H177V232H178V234H179V236L177 235V233L175 232L174 233V235L176 234L178 237H179V240H178V237H174V239H175V242H177L178 244H181V246H184L185 247V245L187 244L188 245V242H190L191 240L190 239H187V238H190L192 235V239L193 238H195V240L196 239H198L199 240V238H201V241H199L198 242V244H199V246H196L195 248L197 249V247L199 248L198 250H199V252H196V253H190V251H189V249L187 250V251H189L188 253L187 252H185V250H184V252H185V258H186V255H191L192 257V260H190V257L188 256L186 259L188 260H186L185 258L183 259V261L180 263V262H173V260H172V258L170 259H164L163 258V256H162V258H160V256H158L157 258H156V261H157V263L158 264H204V262L205 263H210V261H211V263H212V261H214V259H215V256L217 257V255L219 254V253H217L218 251L220 252L222 249H225V251H227L226 253H230V251H231V254L229 255L230 257L231 256H233V257H231V258H229V256H227L226 255V253H225V255H226V257H228V259H226V257H225V259H224V250L223 251H221L220 253V257H219V255H218V257H217V260H215V261H217L216 262V264H234V261H233V259L232 258H237V257H235L234 255V253L232 254V252H234L235 250H237V247H241V245H239L240 243H237V242H240V241H242V238H240L239 236H238V234H237V240H236V238L234 237V235L235 234H231L232 235V237H231V235H229L228 237L231 239L230 240V242L232 241V239L234 240V241H232L231 243L229 242V241H226L227 239L229 240V238L228 237H226L225 238V240H223L224 242V244L222 245V248H219L220 250H217V252H216V254H212V252L209 254V256L208 257H206V254H204V252H201L202 251V249L200 250V246L201 245H203L204 243L206 244V245H208V246H210L211 247V245H212V243H214L213 242V240L215 239V237L213 236V235H215V234H212L211 236H210V238L209 239H211L212 237H213V240L211 241V242H209L210 243V245L209 244H207L208 242H207V240H205L204 241V239H205V234H206V231H205V233L204 232H202L203 230H201V224L203 225V224H207V220H209V223L207 224V226L205 227L207 230L209 229V227H211V225H209V224H214L213 222H216V217L218 216H222V214H223V211H227V210H232L233 209V206H234V204H235V202H241V204H243V205H245L246 207H250L251 208V206H250V200H247L248 201V203H245L244 202V200L242 201L241 200V194L239 195L238 193H236V192H231V191H218L219 192V194H218V192L216 193ZM222 192H224V194H222ZM239 192V191H238ZM131 193V194H130ZM134 193V194H133ZM136 193V194H135ZM175 193V192H174ZM180 193V192H179ZM187 193V194H186ZM202 195H201V194ZM209 193H210V195H209ZM240 193V192H239ZM242 193V192H241ZM130 194V195H129ZM141 194H143L142 192H141ZM167 194V193H166ZM185 194H186V196H185ZM206 194V195H205ZM209 196H208V195ZM215 195V197L213 196V195ZM140 195V194H139ZM169 195V194H168ZM194 195V196H193ZM232 195V196H231ZM109 196V197H108ZM191 196V197H190ZM198 198H196V197ZM200 196H202L201 198H200ZM206 197V198H203V197ZM218 196V197H217ZM240 198H239V197ZM249 196V197H248ZM106 198V201H104V199ZM131 197V198H132ZM145 197H147V196H145ZM145 197L143 196V198H144V203L143 204H146V205H148V206H146L145 205V207H144V205H139V209H141V210H139V209H135L134 207H135V204H134V207H133V209H135V213L134 212H132V220L134 221V222H136L137 224H139L140 223V221H141V219H143V218H141L142 217V215H146L147 213H146V210H147V212H149V211H151V209H150V207L151 208H153L154 207V203L153 202H150V201H148L147 199H145ZM188 197V198H187ZM193 197V198H192ZM217 197V198H216ZM222 197V198H221ZM232 197V198H231ZM109 198V199H108ZM192 198V199H191ZM208 198H209V201H208ZM210 198H216V200L214 201V199H210ZM236 198H238V199H236ZM194 199V200H193ZM197 199V200H196ZM235 201H234V200ZM110 200V201H109ZM130 200V199H129ZM133 200V199H132ZM129 201V202H131V204H132V202L133 201ZM146 200V201H145ZM177 200L178 199H176V202H177ZM195 200H196V203H195ZM204 200V201H203ZM211 200V201H210ZM148 201V202H147ZM174 201H175V198H174ZM206 201V202H205ZM212 201H213V203H212ZM226 202V204H224L223 202ZM104 202V203H103ZM142 202H143V200H142ZM203 202H205V203H207V204H209V205H206L205 203V205L204 204H202ZM227 202H228V204H227ZM243 202V203H242ZM153 203V204H152ZM175 203V202H174ZM187 203V204H188ZM200 203V204H199ZM221 203V204H220ZM245 203V204H244ZM132 204V205H133ZM141 204V203H140ZM177 203H175V205H176ZM215 204V205H214ZM221 205V207H220V205ZM223 204V205H222ZM239 204V203H238ZM248 204V205H247ZM104 205V206H103ZM170 205H172V204H170ZM178 205V204H177ZM176 205V206H177ZM214 205V208L218 211V210H220V211H216L217 212V214L218 215H216V217L214 218V220L213 221H211L210 222V220H211V217H213L214 215L212 214V210H215L214 208H211L212 206ZM164 206H166L165 204H164ZM169 206V204L165 207V208H168V209H163V210H172L171 208H172V206H170L171 208H169L168 207ZM183 206V205H182ZM186 206V204L182 207V208H184ZM188 205L186 206V208L187 207H189ZM207 206V207H206ZM229 206H231V207H229ZM98 207V208H97ZM101 207V208H100ZM142 207H144V208H142ZM75 208V209H74ZM100 208V209H99ZM148 208V209H147ZM221 208V209H220ZM238 209H239V206L237 207ZM262 209V210H259V209ZM70 209V210H69ZM74 209V210H73ZM106 209H108V208H106ZM240 209H241V207H240ZM68 210V211H67ZM101 210V211H100ZM149 210V211H148ZM100 211V212H99ZM143 211V212H142ZM69 212V213H68ZM102 212V213H101ZM106 214L105 216H106V218H108L109 220H110V222L107 220V219H105L104 217L105 216H102V215H104V213ZM140 213V215H138L139 213ZM172 212V211H171ZM186 212V213H185ZM211 212V213H210ZM143 213H146V214H143ZM150 213V212H149ZM148 213V214H149ZM175 213V211L173 212V214ZM184 213V214H183ZM210 213V214H209ZM214 213V212H213ZM258 214V217H257V214ZM69 214H71V215H73V216H71V215H69ZM151 214V213H150ZM181 214H183V215H181ZM212 214V215H211ZM214 214H216V213H214ZM23 215V216H22ZM135 215V216H134ZM137 215V216H136ZM209 215H211V216H209ZM140 216V217H139ZM167 217V218H169V219H171L172 217ZM178 216H180V218L178 217ZM259 216H261V217H259ZM64 217V218H63ZM111 217V216H110ZM139 217V218H138ZM182 217V218H181ZM187 217V216H186ZM185 217V218H186ZM208 217H210V218H208ZM218 217H217V219H218ZM67 218H69V219H67ZM96 218V219H95ZM104 220H107L106 222H108V223H105V221H103V219ZM138 218V220H135V219H137ZM189 218V219H190ZM139 219H140V221H139ZM168 219V220H169ZM198 219V220H197ZM22 220H23V223H22ZM66 222V223H64V221ZM68 220V221H67ZM70 220V221H69ZM94 220H95V222H97V220H98V224L97 223H94ZM115 220V221H114ZM200 220V222H198ZM35 221H36V223H35ZM72 221V222H71ZM100 221V222H99ZM102 221V222H101ZM113 221V222H112ZM174 221V220H173ZM179 221V220H178ZM201 221H203V222H201ZM207 221V222H206ZM104 222V223H103ZM114 222H115V224L116 225H114ZM172 222V219L170 220V222H167V221H164L163 223H171ZM180 222V221H179ZM102 223V224H101ZM121 223H119V225H121ZM201 223V224H200ZM25 224H27V225H25ZM64 224V225H63ZM68 224H70L69 226H68ZM105 224H107L108 226L109 225H114L113 226V228H111L110 227V229H109V227H107V225H105ZM98 225H99V228H98ZM100 225H102V230H104V231H108V230H110L109 231V233H107L108 235H106V232H104V231H100V229H101V226ZM105 225V226H104ZM200 225V226H199ZM107 229V230H105L104 229V227ZM159 226V225H158ZM161 226V225H160ZM164 226H165V224H164ZM198 226H199V228H198ZM205 226V225H204ZM60 227V228H59ZM162 227H163V225H162ZM196 227H197V232L195 231L196 230ZM22 228V229H21ZM25 228H27V230L25 229ZM62 228H63V230H62ZM160 229H161V227H159ZM190 228V229H189ZM70 229V230H69ZM98 229V230H97ZM185 229V228H184ZM212 229H213V227H212ZM68 231V233H67V231ZM159 230V229H158ZM62 231H63V233H62ZM98 232V233H96L95 234V236L96 237H98L97 238V240H96V237L93 235L95 232ZM100 231V232H99ZM198 231H200V232H198ZM210 231V230H209ZM111 232V233H110ZM159 232H161V231H159ZM159 232H158V234H159ZM66 233V234H65ZM88 233H89V235H90V237H89V235H88ZM152 233H155V232H152ZM190 233V234H189ZM194 233V234H193ZM88 236H87V235ZM104 234V235H103ZM111 234V236H109ZM151 234V233H150ZM149 234V235H150ZM157 234V233H156ZM155 234V235H156ZM161 234H163L162 232H161ZM161 234H159V236L161 235ZM197 234V235H196ZM92 235V236H91ZM105 237V235H106V238L108 239H111V241H109V243H108V240L106 239V240H104V238H103V236ZM173 235V236H174ZM185 235H187V236H185ZM189 235H191L190 237H189ZM204 235V236H203ZM152 236H154L153 234H151V236L150 237H148V239L149 240H146V237H145V240H142V241H144V243L146 242V244H144L143 242H141V243H143V244H140V240L136 243V247L135 248H133L132 247V249H128L127 250V252H128V254H127V252L125 251V252H119V255H121V256H119V255H114V259L112 258V261L110 260V262L108 261H106V263H108V264H120V260L122 261L121 262V264H137L138 263V256H136L138 253H140V252H142L143 250H145V251H148V252H151L154 248H156V247H159V245L160 246H162V242H164V241H166V240H164V238H166L165 236H161L160 238H158L159 236L157 235V236H155V237H152ZM204 238H203V237ZM216 236V235H215ZM102 237V238H101ZM111 237V238H110ZM117 237V236H116ZM198 237V238H197ZM89 238V239H88ZM115 238V239H114ZM185 238V241H182L183 239ZM155 239L157 240H159V239H161V240H163V241H161V242H159L158 243V241H155ZM167 239V238H166ZM188 240V242H187V240ZM238 239L240 240V241H238ZM101 240V241H100ZM104 240V241H103ZM98 241V242H97ZM105 241H106V244H105ZM155 241V242H154ZM103 242V243H102ZM180 242V243H179ZM185 242H187L185 245H184V243ZM227 244H226V243ZM111 243V244H112ZM151 243H154L153 245L151 244ZM157 243H158V245H157ZM166 243V242H165ZM201 243V244H200ZM230 243V244H229ZM106 246H105V245ZM108 244V245H107ZM167 244V243H166ZM203 245V247L205 248L206 247V251L208 250V247L206 246V245ZM230 246H229V245ZM20 247H19V246ZM24 245V246H23ZM92 245H95V246H92ZM157 245V246H156ZM191 245H193V244H190L189 243V245H188V247H190ZM234 245V246H233ZM239 245V246H238ZM23 246V247H22ZM91 246H92V248H91ZM99 246H100V248H99ZM101 246H103V247H101ZM140 246V247H139ZM145 246V247H144ZM163 246H165V245H163ZM231 246H233L232 248H231ZM237 246V247H236ZM91 249H90V248ZM95 247V248H94ZM97 247V248H96ZM142 247H144V248H142ZM187 247V246H186ZM234 247H236V248H234ZM23 248V249H22ZM165 248V247H164ZM24 249H26V250H24ZM96 249H98V250H95ZM166 249H168V248H166ZM232 249V250H231ZM23 250V252H21ZM81 250H86L85 252L84 251H81ZM92 252H91V251ZM102 250V251H101ZM131 250H132V252H135L134 254H133V256H132V252H131ZM136 251H137V253H136ZM19 252V253H18ZM21 252V253H20ZM80 252H81V255H80ZM88 252H89V254H88ZM95 252V253H94ZM237 252H239V248H238V251ZM83 253V254H82ZM85 253V254H84ZM86 253L92 258H90L89 256H85L86 255ZM17 254V255H16ZM123 254V255H122ZM127 254V255H126ZM136 254V255H135ZM196 254L199 256L200 254V256L198 257V256H196ZM16 255V256H15ZM84 257H83V256ZM125 255V256H124ZM134 255H135V257H137V260L135 259V257H134ZM167 255V257H169L168 255H170V253H168V254H166ZM212 255V256H211ZM215 255V256H214ZM224 255V256H223ZM18 256V257H17ZM24 256V257H23ZM82 258H85V259H82ZM118 256V257H117ZM195 256H196V258H195ZM204 256V257H203ZM87 257H88V259H87ZM125 257V258H124ZM128 257V258H127ZM193 257H194V259L195 260H200V261H195L194 259H193ZM17 258H19L18 260H17ZM131 258V259H130ZM208 258V259H207ZM210 258V259H209ZM214 258V259H213ZM4 259V260H3ZM14 259V260H13ZM127 260V262H126V260ZM135 260V261H137V263L135 262V261H131V260ZM158 259H159V261H158ZM213 259V260H212ZM224 259V260H223ZM3 260V261H2ZM15 260H17V261H15ZM23 260V261H22ZM78 260H80V261H78ZM87 260V261H86ZM131 262H130V261ZM166 260L168 261V260H171V261H168V263L166 262ZM185 260V261H184ZM190 260V261H189ZM210 260V261H209ZM21 261V262H20ZM86 261V262H85ZM123 261H125V263H123ZM139 261H141V259H139ZM155 261V262H156ZM163 261H165V262H163ZM230 261V262H229ZM236 261H238V260H236ZM13 262V263H12ZM23 262V263H22ZM155 262H153V263H155ZM185 262V263H184ZM203 262V263H202ZM219 262V263H218ZM101 264H102V262H100ZM140 263V262H139ZM138 263V264H139ZM152 263V264H153ZM156 263V264H157ZM103 264H105V262H103ZM214 264V263H213ZM235 264H237L236 262H235Z\"/></svg>","mask_w":264,"mask_h":264},{"label":"bare ground","instance_id":"bare-ground-1","mask_svg":"<svg viewBox=\"0 0 264 264\" xmlns=\"http://www.w3.org/2000/svg\"><path fill=\"white\" fill-rule=\"evenodd\" d=\"M1 1V0H0ZM5 1V0H4ZM14 0H12V2H13ZM22 1V0H21ZM27 1V0H26ZM29 1H31V0H29ZM99 1V0H98ZM103 1H105V0H103ZM119 1V0H118ZM122 1V2H121ZM124 1H126V0H120L119 2H121L122 4H123V2ZM128 1V0H127ZM131 1V0H130ZM137 1H139V0H137ZM174 1H177V0H174ZM184 1V3L183 4H186V6H187V4L188 3H185V0H183ZM182 1V2H183ZM191 1V0H190ZM189 0L187 1V2H189V3H191ZM197 1V0H196ZM200 1V0H199ZM245 1H247V0H245ZM252 1H254V0H252ZM258 0H256L254 3H256V7L258 6H264V2H262L261 3V1L259 0V2H257ZM11 2V1H10ZM12 2L10 3L11 4V8H9V11H7V9L5 10V8H3V7H1L0 6V16L2 15L3 17L5 16V14L7 13L8 14V16L9 15H11V18H9L10 19V21H11V23L13 24V25H17L19 22L21 23V22H23V20H28L29 19V21H30V23H29V25L30 26H28V27H30V28H32V29H29V30H31V31H29V32H31L29 35H27L26 36V39H28V45H29V47L32 45V44H34L33 42H35V49H32V50H38V49H36L37 48V46L36 45H39L43 50L44 49H46V53H47V51L49 52V54L52 56V54L51 53H57V54H59L57 51H59L60 49H61V53H63V55H65V56H63L62 57V55H61V57L60 58H58V59H56L55 60V62L57 61V62H59L60 60L61 61H64V64H65V66H67L68 64H66L67 62L69 63V65H68V67H65V72L66 73H64L63 71H62V69L60 70V69H57V71L59 72V70L61 71L60 73H62V77L60 78V80H61V82H60V80H59V84L60 85H62L61 83H63V85L65 84L66 85V87H68L69 89H71V86H72V88L74 89V91L71 89V92H72V94H73V92L75 93L74 94V96H75V98H73V95L72 96H70V97H72L74 100L75 99H77L76 101H79L80 103V105H81V107L80 106H77L78 105V103L77 102H74V100H71V98L70 97H68V96H66L65 98H62L61 97V101L59 100V99H53V100H56V105L55 104H53L54 105V107H55V113H53L52 114V116H50L51 117V121H52V125H54L55 123H57V125H54L55 126V129H56V126L59 128V125H60V122L58 121L59 120V118H58V115L59 116H61L62 115V117L64 118V120L66 121V124L69 126V135L68 136H66V137H63V139L61 140L60 139V142L58 141V140H56L55 141V147H56V149H59L58 147L61 145V148H62V155H63V158H64V155L67 157V159H69V161H72L71 159H73L74 157H76L75 156V154H78L79 152L81 153V152H83V151H85V149H86V145H88V147H87V150H88V153L86 154V151L85 152H83V156H85V159H84V162H82L83 164L82 165H80L81 166V170L78 172V170L76 171V169H77V167L74 165H72L73 167H76V169H75V172L78 174H76V176H75V179H76V177H78V179L80 178V179H82V178H85V177H87V176H89V179L90 178H93L94 176H95V178L98 180V183H97V186H98V188L99 189H102V191H103V189L104 190H106V191H110V199H111V201H110V203H105V204H107V205H110V206H108V207H105V208H102V209H105V211H106V214H107V216L109 215V213H110V216H109V219L111 220V219H117V218H119V220H122V223H121V221H119V223H121V225H119V223H118V225H116L115 224V222H114V225H116L114 228H113V224L112 225H107V224H105V225H107V227H109V229H110V227L111 228H113L112 230H111V232H113V234L115 235V238H116V240H115V242L114 243H109V241H111V239H107L106 238V235H108L107 233H109V231L110 230H108V231H104V230H102L103 228H102V225H100L101 226V229H100V231L102 230V231H104V232H106V235H105V237L103 236V238H104V240H108V243L110 244L109 246H108V248L107 249H104L103 250V252H101V254L99 253V250L98 249H96V250H98V254L96 255L97 256V258L99 259V263L98 262H94L95 264H101L100 262H102V264H103V262H105V264H108V263H106V261L108 262H110V260L112 261V258L114 259V255H116L117 253V255H119V252L121 253L122 251L123 252H127V250L128 249H132V247L133 248H135L136 246V243L140 240V244H143L144 243V241H142V240H145V237H146V240H149L148 239V237H150L151 236V234H153L154 236H152V237H155V236H159V234H161V232L163 233V234H161L158 238H160L162 235L163 236H167L166 238H164V240H166V241H164V242H162V246H160L161 244L159 243V242H161V241H163V240H161V239H155V241H158V243L160 244L159 245V247H156V248H154L151 252H148V251H145V250H143L142 252H140V253H138L136 256H138V258L139 259H141V261H139V259H138V263L139 264H152L153 262H155L156 261V258L158 257V256H160V258H162V256H163V258L165 259H171L172 258V260H173V262L175 261V262H182L183 261V259L185 258V252H189L190 251V253L192 254V253H196V252H199V248L197 247V249L195 248L196 246H199V244H198V242L199 241H201V238H199V240L198 239H196L195 240V238H193L192 239V236L191 235H189V237L190 238H187V239H190L191 241L190 242H188V240H187V242H188V245H189V243L190 244H193V245H191L190 247H188V245L186 244L187 242H185L184 243V245H185V247L184 246H181V244H178L177 242H175V239H174V237L176 236V237H178L179 236V234H180V236H181V233L184 235V233L185 232H188L189 230H186L187 228V224L188 223H190V224H193L194 222H193V220L192 221H190L191 220V218H194L195 219V217H199V219H201V217L203 218V221L205 220L204 219V217L203 216H205L206 214H207V212H209V210L207 211V208H205V206H201L200 207V205H192V206H189V205H191L192 203L194 204V202H190V204L188 203H185L184 201H183V199L186 201L187 199H186V197H183L182 196V198L181 199H179L180 198V196H178V194L180 195L181 194V191L183 192H188V191H231V192H236V193H238L239 195L241 194L242 196H241V200L243 201L244 200V202L245 203H248V201L247 200H250L249 202H250V206H251V208L248 206V207H246L245 205H243V204H241V202H235V204H234V206H233V209L232 210H227L226 212L225 211H223V214H222V216L220 215L219 217H218V219H217V217H216V215H218L217 214V212L218 211H220V210H216L215 208H214V205L211 207V208H214L215 210H212L214 213H216V214H214L213 212H212V214L214 215L213 217H211V220H210V222L211 221H213L214 220V218L216 217V222H213L214 224H209V225H211V227H209V229L207 230L205 227L207 226V224L209 223V220H207L206 222H207V224L205 223V224H201V230H203L202 232H204L205 233V231H206V234H205V239H204V241L205 240H207V244H209L210 245V243L209 242H211L212 240H213V237L211 238V239H209L210 238V236L212 235V234H215V235H213L214 237H215V239L213 240V242L214 243H212V245H211V247L210 246H208V245H206L205 243V245L208 247V250L206 251V247L204 248L203 247V245H201L200 246V250L202 249V251L201 252H204V254H206V257H208L209 256V254L212 252V254H216V252H217V250H220L219 248H222V245L224 244L223 242V240H225V238L226 237H228L229 235H231V234H235L234 235V237L236 238V240H237V237L239 236L240 238H242V241H240L239 239H238V241H240V242H237V243H240L239 245H241V247H237V250H235L234 252H232V254L234 253L235 255V257H237V258H232L233 259V261H234V264H235V262L237 263V264H264V221H260L259 220V218L257 219L256 218V215L254 214V212H255V210H254V208H255V206H256V204L258 205V202H260V200H259V198L258 197H255L254 196V194H253V196H252V194H251V196H250V198H248L247 199V197H243V195L244 196H246L248 193H250L251 191H258V189H255V188H257V186L254 188V186L255 185H259V187H260V184H261V180L262 179H264V146H262V145H264V116H260V114H258L259 112H254V111H251L250 109H247V108H245V107H243V104L241 105H239L238 104V107H237V109H235L237 112H238V117H237V119H239L238 121L240 122V123H242V126H243V129L245 128V132L247 131V133H249L250 135H252L254 138H256L255 139V141H253L254 143H255V145H256V143L258 144L259 143V145L261 146L260 148H253V147H251V146H248L249 148V150H247L246 151V149H242V147H243V145H242V147L241 148H239V149H241L239 152H237V153H235L234 151H231L229 148H225V146L222 144V142L223 141H219V143H217V144H211L210 142H209V140H212V138H213V134L211 135L210 134V130L212 129L211 128V125H209L210 123H206V121H207V118H206V120H204L205 118V116H203L202 114H205L204 112L201 114L200 113V115H199V113L198 112H202V111H199V109H196L195 107L196 106H198V105H196V106H193L192 105V103H195V100H199V98H202V97H200V95L198 94L199 92H197V91H201V90H203L202 89V86L203 85H205V83H206V87H213V85H217V84H219L221 87V89H224L225 90V84H224V82H222V79L220 80V79H218L219 78V76H218V78H217V76H214L213 74V71L212 70H210V66H208V63H207V56H204V58H203V55L201 56V55H196V53H194V51H192V49H191V47H189V46H191V42L189 43V41H187L188 39H186L185 41H187V42H185L184 40H182L184 37H182V36H180L181 34H178L179 36L178 37H180V41H182L183 42V44L180 42V41H178V43H176L177 42V40H174V41H176L175 43L176 44H174L173 46H174V48H176L175 46H179V44H182V49L184 50L183 51V55H184V57L183 58H185L186 59V63L190 66V68H193V69H191V71H196V70H198V67L199 68H201V69H199V70H201L200 72H202L201 74L204 76H201V78L200 77H198V76H196V74L194 73V72H191V74H195V77L193 76H191L192 77V81L193 82H195V79L193 80V78H199L200 80H201V84H203V85H201L199 82H195L196 84H198L199 83V85H201L200 86V90H197L196 91V89H199L198 87H199V85H197V87L195 88V83H193L192 84V90L190 89L191 87H190V85H189V87H188V89H187V91L190 89L192 92H193V94L191 93V92H188L187 94H185V92L184 93H182V94H185V96L186 95H190V94H192V96H193V98L190 96L189 97V95L187 96V97H189L188 99L190 100V102L188 101V99H186V97L184 96H182L181 94H179V96H177V97H175V95L173 94V92L172 91H170L171 92V94H170V92L167 90V88L166 89H164V91H166L167 90V92H162V94H165V95H168L167 93L169 92V95H174V96H172L171 98V101L173 102V105H174V102L175 101H173L174 100V98H177V103L175 102V105H174V108H176V109H178V110H175V111H178V112H180V113H178L177 112V114H179L178 116H179V120H180V124L179 123H177L176 121H178L177 120V118L175 119L174 118V120H176V121H174V123L176 122V124H178L177 126H178V129L177 130H179V129H181V134H179V135H181L182 136V139H180L181 137L179 136L178 137V135H177V130H176V128L175 127H173L174 125L176 126V124H172L171 125V122L173 121V120H171L170 122H165V121H163L162 122V120L163 119H160V118H163L162 117V113H160V112H158V111H161V108H160V110H158V109H156V108H159L160 107V105H159V107H156L155 105V107L153 106V104H150V105H152V107H154L153 109H151V111H152V113H153V111L155 110V112H154V114H155V117H154V120H155V123L153 124L151 121V123H152V127L149 125V123L148 124H146L145 122H147V117H148V112H147V114H146V109L145 110H143L144 109V106H141V105H136V106H134V104L135 103H137V104H140L139 103V101H137V100H135V98H134V100L136 101H134L133 99H131L132 101H134L133 102V104L131 105V106H129L131 103H130V100H127V99H129V98H127L125 95H126V93L125 94H123L122 96H119L118 95V89H117V84L116 83H119V82H116L115 83V81H117V80H115V77H116V75H117V73H116V75H114V71L113 70H115V69H117V66H119V64H120V60L122 59V56L120 57V60H119V56H120V49L122 50V48H121V46L122 45H124V44H122L121 46H119V45H117L116 44V46H118V48H119V51H118V55L117 56H115V57H117L116 58V60H119V62L117 63V66H115V67H113L116 63H115V61L116 60H114V65L112 66V61H111V59H112V56L113 55H115L114 54V52L116 51V50H118V48H114L111 44H107V42H106V39H103V36L104 35H106V36H108L109 37V35H108V33H110V32H108L107 31V34L105 33L106 32V29L109 27V29L110 30H112L113 28L115 29V31H116V28H117V24H119V22L120 23H124L121 19L119 20H117V18H119V15H117L118 13V11H116L117 10V8H115L114 7V5H111V6H113L114 7V11H113V9H109V7H111L110 6V4L109 3H111L112 2V0H111V2H109V1H107L106 0V3H102L101 4V7L104 5V4H106V5H108L107 6V8H106V10H111L110 11V13L113 11L114 12V14L116 13V17L112 14V16H113V18L115 17L116 18V20L117 21H115V18H114V21H113V18H112V16H110V17H108L109 15H111L108 11H107V13H109V15H107V13L103 10V8H99V10H97L98 9V7H100V6H98L97 7V5H98V3H96V0H95V4H94V0H35V8H34V10H29L30 8V6L29 7H26V10L28 11L29 10V12H27L26 10L24 11L23 9L24 8H19V9H17L16 7H12L13 6V4H12ZM17 2H19V1H17ZM91 2V3H90ZM102 2V1H101ZM100 1H99V3H101ZM107 2H109L108 4H107ZM116 2V1H115ZM119 2H117V3H119ZM160 2V1H159ZM173 2V1H172ZM178 3H180V0L179 1H177ZM176 2V3H177ZM205 2V1H204ZM203 2V3H204ZM208 2H209V0H208ZM249 3H250V0L248 1ZM248 2H247V4H248ZM1 3H2V5H3V2L1 1ZM7 3V2H6ZM15 3V2H14ZM121 3H119V4H121ZM125 3V2H124ZM165 3V2H164ZM176 3H175V5H176ZM177 3V4H178ZM193 3V2H192ZM195 3V2H194ZM200 3V2H199ZM198 3V1L196 2V5L197 4H199ZM211 3V2H210ZM245 3V2H244ZM253 3V2H252ZM251 3V4H252ZM253 3V4H254ZM261 5H260V4ZM19 4H21L20 2H19ZM23 4V3H22ZM33 4V3H32ZM122 4H121V6H122ZM130 3H127V5H129ZM151 4V6L150 7H152V6H155V4H153V3H150ZM153 4V5H152ZM183 4H178V6H179V9H180V12H181V8H183V7H186L185 5H183ZM133 5V4H132ZM139 5V4H138ZM172 5V4H171ZM202 5V4H201ZM210 5H212V7H210L211 9L212 8H215L217 5H214V3L212 4H210ZM213 5L215 6V7H213ZM24 6H25V2H24ZM23 6V7H24ZM27 6V5H26ZM141 6V5H140ZM145 6V5H144ZM173 6V5H172ZM178 6H175L176 8H178ZM189 6H191V7H193V10L194 11H192V9H191V7H189ZM194 6H195V4H194ZM193 6V4L191 5V4H189L188 5V7L187 8H185V10H187L188 12H189V10H191L190 12H189V14L187 13V11H184L183 10V12L182 13H184V12H186L185 14H187V15H185L184 17V19L186 20V18L188 19V20H190V21H185L183 18H182V20H184L185 22H186V27H188L190 24H194V26H193V24H192V27H191V25H190V27L189 28H191V29H189V30H191L190 31V33L193 35L194 34V37H195V34H196V36L198 37V35H199V30L197 31L198 32V35H197V32H195L196 30H197V27L199 28V27H202L201 26V21H202V25H203V27L201 28V29H204L205 30V28H206V30H209V28L207 29V26H212V22H210V20H209V22H210V24H203L204 23V19L202 18V17H200V15H202L203 13H204V8H203V6H199L198 5V8L197 7H194ZM205 6H207V4H205ZM208 6H209V3H208ZM249 6H251V5H249ZM32 7V6H31ZM104 8H105V5L103 6ZM112 7V8H113ZM124 7H125V11L126 10H128V9H126V5H124ZM128 7V6H127ZM149 7V8H150ZM157 7V5L155 6V7H152L150 10L151 11H153L155 8ZM161 7V6H160ZM160 7H158V8H160ZM174 7V8H175ZM201 7V8H200ZM244 7V6H243ZM252 7H255L254 5H252ZM2 8V9H1ZM118 8L120 9V7H119V5H118ZM146 8V7H145ZM145 8H142L141 7V9H145ZM149 8H146V10H143L142 11V13H143V15L145 14L146 16H147V14H150L149 12H150V10H148ZM168 8V7H167ZM174 9V13H176V12H179V11H176L177 9ZM195 8V9H194ZM200 8V9H199ZM208 8L209 7H207L206 9H207V11H205V13L203 14V15H206V18L208 19L209 17H208ZM209 8V9H210ZM219 8V7H218ZM241 8V7H240ZM31 9H33V8H31ZM102 9V10H101ZM140 9V8H139ZM202 9V10H201ZM216 10H214L216 13L219 11L217 8H215ZM258 9V8H257ZM257 9H255L254 8V11L252 10V12L254 13ZM261 9H264V7H262ZM260 8H259V10H260V13L262 14V15H264V11H262ZM101 10V11H100ZM156 10H159V14H161V11H160V9H155V11ZM213 10V9H212ZM259 10H257V12L259 11ZM99 13H98V12ZM103 11L106 13V15H102V14H104L103 13ZM121 11V10H120ZM119 11V14L121 13L122 14V12H120ZM166 11H167V9H166ZM176 11V12H175ZM242 11V10H241ZM128 12V11H127ZM154 12V11H153ZM191 12H192V14H191ZM212 11H210L209 13H210V16L211 15H213L212 13H211ZM223 12V11H222ZM101 13V14H100ZM128 13H130V12H128ZM132 13H134L133 11H132ZM155 13V12H154ZM198 15H197V14ZM214 13V12H213ZM241 13V12H240ZM247 13V12H246ZM251 13V12H250ZM7 14H6V17H7ZM157 14V13H156ZM176 14H178V13H176ZM190 14L192 15V17H190ZM196 14V15H195ZM219 14H221V11L220 12H218L217 13V15H219ZM152 15H154V14H152ZM168 15V14H167ZM173 15V14H172ZM253 16H254V14H252ZM256 15V14H255ZM258 15V14H257ZM256 15V16H257ZM118 16V17H117ZM142 16V15H141ZM145 16V18H143V19H146L147 17ZM155 16V15H154ZM153 16V17H154ZM158 16V15H157ZM164 16H165V14H164ZM169 16H171L170 14H169ZM259 16H260V18H262V19H264V17H261V15L259 14ZM10 17V16H9ZM149 17H150V15H149ZM156 17V16H155ZM174 17V16H173ZM179 17V16H178ZM180 17H183V15L181 14L180 15ZM193 17L195 18V19H193ZM199 17H200V19H199ZM213 17V16H212ZM216 17H218V16H216ZM215 17V18H216ZM220 17H221V15H220ZM219 17V18H220ZM222 19H224L225 17L223 16V13H222ZM246 17V16H245ZM106 18H109V19H106ZM110 18H112V20L110 21ZM142 18V17H141ZM159 18V17H158ZM162 18V17H161ZM165 18V17H164ZM163 18V19H164ZM190 18H192V20L190 19ZM214 18V17H213ZM247 18V17H246ZM3 19H8V18H1L0 20H1V22L2 21H6V20H3ZM105 19V20H104ZM123 19V18H122ZM125 19V18H124ZM139 20H141L140 18H138ZM143 19H142V23H144L143 22ZM152 19H154V18H152ZM175 19V18H174ZM178 19V18H177ZM198 19V20H197ZM210 19H212V18H210ZM227 19V18H226ZM226 19H224V22H225V20ZM126 20V19H125ZM138 21L139 22V20H137V19H134V22L135 23H133V25H137L138 24V22H136V21ZM150 20H151V18H150ZM170 20V19H169ZM180 20V19H179ZM214 20V19H213ZM259 20H261V19H259ZM10 21H8L7 20V22H8V27L10 28V25L12 26V24H10L9 22ZM103 21H105L104 23H106V29H105V31H103L104 29H102L103 28ZM194 21H198L197 23L196 22H194ZM212 21V20H211ZM218 21V20H217ZM227 21V20H226ZM243 21H246V20H243ZM247 21H248V19H247ZM246 21V22H247ZM251 21V20H250ZM257 21V20H256ZM1 22H0V24H1ZM3 22V23H4ZM7 22H5V25L3 26L5 29H6V24H7ZM175 22V21H174ZM178 22V21H177ZM184 22V23H185ZM231 22V21H230ZM230 22H226V23H229L228 25L230 26ZM132 23H131V25H132ZM137 23V24H136ZM155 23H156V21H155ZM162 23V22H161ZM183 23V24H184ZM187 23H189L188 25H187ZM214 23V22H213ZM249 23V22H248ZM260 23H262V22H260ZM24 24V23H23ZM25 24H27V23H25ZM152 24V23H151ZM158 23H156L155 25H157ZM174 24V23H173ZM177 24H179V23H177ZM197 24H199L200 26H198ZM224 24V23H223ZM222 24V25H223ZM244 24H245V22H244ZM255 22H254V26H255ZM259 24V23H258ZM3 25V24H2ZM20 25V24H19ZM102 26V28L100 29V27ZM125 25H126V28H127V23L125 22ZM124 25V26H125ZM138 25H140V24H138ZM136 26L135 28H139L140 27V29H137L138 31H139V35L140 36H143L142 35V33L144 32V31H142L143 30V28H141L142 26ZM142 25V24H141ZM227 24H226V26H228ZM250 25V24H249ZM261 25H264V24H261ZM6 26V27H5ZM18 26V25H17ZM22 26H24V25H22ZM100 26V27H99ZM115 26H116V28H115ZM122 26V25H121ZM120 26V27H121ZM147 26V25H146ZM180 26H181V24H180ZM197 26V27H196ZM216 26V25H215ZM218 26V25H217ZM219 26H220V24H219ZM228 26V27H229ZM232 26V25H231ZM230 26V28H232ZM246 26V25H245ZM1 28H2V26H0ZM19 27V26H18ZM119 27V28H120ZM156 27V26H155ZM154 27V28H155ZM160 27H162V25L160 26ZM185 27V28H186ZM193 27L195 28L194 30H193ZM213 27H214V25H213ZM224 27V26H223ZM234 27H235V24H234ZM252 27V26H251ZM259 27H260V24H259ZM262 28H261V30H264V26H261ZM126 28H125V30H126ZM147 28H148V26H147ZM169 28V27H168ZM177 28V27H176ZM180 28V27H179ZM178 28V29H179ZM182 28V27H181ZM180 28V29H181ZM215 28V27H214ZM213 28V29H214ZM218 29L220 28V27H217ZM217 28H216V31H217ZM222 28V27H221ZM255 28H256V26H255ZM4 29V30H5ZM8 29V28H7ZM16 29V28H15ZM121 29V28H120ZM132 29H134L133 27H132ZM153 29V28H152ZM164 29V28H163ZM183 29V28H182ZM200 29V28H199ZM212 28H210V30H211ZM253 29V28H252ZM256 29H258V28H256ZM3 30V29H2ZM9 30V29H8ZM100 30V31H99ZM103 31V33H105V34H103V36L101 37L100 35L102 34V31ZM108 30V29H107ZM123 30V29H122ZM136 29H134V31H135V33L137 34L138 33V31H137ZM165 31H166V29H164ZM163 30V31H164ZM206 30H205V32H206ZM231 30V29H230ZM229 30V31H230ZM235 30V29H234ZM238 30V29H237ZM260 30V29H259ZM114 31V30H113ZM111 32V34L113 33H116V32H118V31H114V32ZM126 31H128V29L126 30ZM130 31V30H129ZM127 32V33H129L130 35L132 34L131 32ZM142 31V32H141ZM168 31V30H167ZM171 31V30H170ZM192 31H193V33H192ZM215 31V33H217ZM233 31V30H232ZM239 31V30H238ZM250 31V30H249ZM7 32V31H6ZM12 32V31H11ZM16 32V31H15ZM17 32H19V31H17ZM20 32H21V30H20ZM24 32H26V31H24ZM33 32V33H32ZM176 32V31H175ZM185 32V31H184ZM195 32V33H194ZM201 32V31H200ZM211 32H212V30H211ZM248 32V31H247ZM1 33V32H0ZM13 33V32H12ZM39 33H42L44 36L42 37V38H35L36 37V35L35 34H37V37H41L42 35L41 34H39ZM121 33V32H120ZM123 33V32H122ZM126 33V34H127ZM145 33V32H144ZM143 33V34H144ZM164 33H166V32H164ZM163 33V35H167V34H164ZM178 33H180V32H178ZM181 33H182V31H181ZM202 33H204L203 31H202ZM206 33H208L209 34V32H206ZM205 33V34H206ZM239 33V32H238ZM249 33V32H248ZM1 34H3V33H1ZM6 34V33H5ZM4 34V35H5ZM16 34V33H15ZM23 34V33H22ZM35 35V37H34V35ZM119 34V33H118ZM117 34V35H118ZM125 34V33H124ZM146 34V33H145ZM156 34H157V32H156ZM161 32L158 34V36L159 37H161ZM176 34V33H175ZM185 34V33H184ZM183 34V36H185ZM204 34V35H205ZM211 34V33H210ZM209 34V35H210ZM12 35V34H11ZM18 35V34H17ZM26 35V34H25ZM39 35V36H38ZM41 35V36H40ZM116 35V34H115ZM117 35H116V37L115 38H118L117 37ZM123 35V34H122ZM122 35H120L121 37H122ZM138 35V34H137ZM171 35V34H170ZM242 35V34H241ZM6 36V35H5ZM119 36V35H118ZM124 36V35H123ZM126 36V35H125ZM132 36V35H131ZM173 36V35H172ZM176 36V35H175ZM200 36V35H199ZM201 36L203 37V35L201 34ZM1 37V36H0ZM8 37V36H7ZM9 37H11V36H9ZM17 36H15V38H16ZM21 37V36H20ZM19 37V38H20ZM105 37V36H104ZM112 37H113V35H112ZM147 36L145 35V38H146ZM166 37V36H165ZM182 37V38H181ZM191 37V36H190ZM193 37V36H192ZM205 37V39L208 37L209 38V36H204ZM246 37V36H245ZM18 38V37H17ZM22 38V37H21ZM122 38H124V37H122ZM141 38H143V37H141ZM149 38V37H148ZM147 38V39H148ZM173 38V37H172ZM185 38H186V36H185ZM196 38V37H195ZM210 38H211V35H210ZM4 40H5V37L3 38ZM7 39V38H6ZM10 38H8L7 40H9ZM24 39V38H23ZM124 39H127V38H124ZM156 39V38H155ZM174 39H176L175 37H174ZM194 39V38H193ZM212 39H213V37H212ZM211 39V40H212ZM1 40V39H0ZM108 41H109V39H107ZM115 40H117V39H115ZM136 39H134V41H135ZM144 40V39H143ZM166 40V39H165ZM170 40H171V38H170ZM173 40V39H172ZM190 40V39H189ZM207 40V39H206ZM209 40V39H208ZM211 40H209L210 42L209 43H211V42H213V40L211 41ZM3 41V40H2ZM2 41H1V44H2ZM12 41V40H11ZM11 41L10 42H8L7 41V43H8V45H7V53H9L8 52V50L10 49V45L12 44L11 43ZM14 42L16 41V39H14L13 40ZM12 41V42H13ZM20 41H22V40H20ZM24 41V40H23ZM26 41V40H25ZM127 41V40H126ZM140 41V40H139ZM142 41V40H141ZM150 41V40H149ZM158 41H160V40H158ZM163 41V40H162ZM167 41V40H166ZM244 41V40H243ZM242 41V42H243ZM249 41V40H248ZM13 42V43H14ZM16 42H18V41H16ZM16 42H15V44H16ZM121 42V41H120ZM119 42V43H120ZM136 42H137V40H136ZM147 42H148V40H147ZM151 42V41H150ZM164 42V41H163ZM180 42V43H179ZM206 42V41H205ZM245 42V41H244ZM7 43H4V45L5 44H7ZM11 43V44H10ZM25 43V42H24ZM62 43H64L65 44V49H64V47H63V45H61ZM122 43V42H121ZM128 43H132V41H130V42H128ZM152 43L154 44V42L152 41ZM161 43V42H160ZM167 43V42H166ZM171 43H172V41H171ZM0 44V45H1ZM15 44H13V46H12V50H19V49H14V45ZM19 44V43H18ZM21 44V43H20ZM137 44V43H136ZM168 44H170L169 42H168ZM178 44V45H177ZM212 44V43H211ZM210 44V45H211ZM109 45H111L110 47H109ZM126 45V44H125ZM128 45V44H127ZM141 45V44H140ZM150 45V44H149ZM171 45V44H170ZM208 45V44H207ZM206 44H205V46H207ZM17 46H19V45H17ZM16 46V48H19V47H17ZM21 46H25V45H21ZM130 46V45H129ZM136 46V45H135ZM152 46V45H151ZM166 46H167V44H166ZM172 46V47H173ZM5 47V46H4ZM26 47H27V43H26ZM109 47V48H108ZM111 47H113V49L115 50V51H113V49H110ZM131 47V46H130ZM142 47V46H141ZM148 47H150V46H148ZM147 47V48H148ZM170 48V46L168 45L166 48H165V50H169V48H170V50H174L173 48ZM180 47V46H179ZM179 47H178V49H179ZM208 47H210L209 45L207 46V47H205V48H207V54L209 53V52H211L212 50H211V47H210V49L208 48ZM3 48V46H1L0 47V52H2V50L4 51V48ZM124 48H126V47H124ZM124 48H123V50H122V52L121 53H123L124 52V54H122V55H124V58H126L127 56L125 55V54H128L126 51H124ZM128 48V47H127ZM194 48V47H193ZM6 49V48H5ZM21 49H22V47H21ZM20 49V50H21ZM100 49H102V50H100ZM130 49H132V48H130ZM137 50L139 49V47L138 48H136ZM154 49V48H153ZM164 49V48H163ZM176 49L177 50V52H179L180 50H182V49ZM211 50V51H209V50ZM24 50L25 49H23V52H24ZM28 50V49H27ZM43 50L41 51V49H40V55L42 56V52H43ZM126 50V49H125ZM141 50V49H140ZM139 50V51H140ZM142 50H145V49H142ZM149 50V49H148ZM147 50V51H148ZM152 50V49H151ZM157 51H155V49H154V51L155 52H157V54H158V56L160 57L161 55H162V53L159 55V51L161 50H159L158 48L156 49ZM169 50V51H170ZM176 50H175V52H176ZM10 51V50H9ZM33 51V52H34ZM131 51V50H130ZM145 52V54L147 55L148 54V52ZM153 51V50H152ZM206 51V50H205ZM18 52L19 51H17V54H18ZM21 52L22 51H20L19 52V54H21ZM22 52V53H23ZM27 52V51H26ZM25 52V53H26ZM38 52V53H39ZM60 52V51H59ZM129 52V51H128ZM133 52V51H132ZM142 52V51H141ZM155 52H150V53H155ZM171 52V51H170ZM174 52V53H175ZM175 53V54H178V53ZM181 52V51H180ZM185 52V53H184ZM3 53V52H2ZM2 53H1V55H2ZM5 53V57L7 56V57H9V58H11L10 56V53L8 54V55H6V52H4ZM35 53V52H34ZM37 53V54H38ZM44 53V52H43ZM134 53V52H133ZM150 53L148 54V56L149 57H151L152 59H153V57L152 56H155V54H151L150 55ZM173 52H171V54H172ZM173 53V55H175ZM204 53V52H203ZM202 53V54H203ZM12 54V53H11ZM14 55H15V53H13ZM13 54H12V57L15 59V57H16V55L15 56H13ZM18 54V55H19ZM56 54V55H57ZM117 54V53H116ZM143 54H144V52H143ZM170 54V55H171ZM180 54V53H179ZM178 54V56H180ZM206 54V55H207ZM212 54V53H211ZM0 55V56H1ZM17 55V58H16V60L15 61H13L14 59H9V60H11V61H9L7 58V60H8V62H12L13 64H15L16 62H17V64H18V62H20L21 60H19L20 59V55L18 56ZM23 55V54H22ZM26 55V54H25ZM27 55H28V53H27ZM32 55H33V53H32ZM169 55V56H170ZM173 55H171V57H170V59L172 58L174 61H175V59H176V62H174L173 60H170V63H171V61H172V63H173V65H174V63L176 64L177 62V64L175 65L176 66V68L180 65V63H181V65H180V68H181V71L183 70V71H185L184 72V74L185 75H187V70H188V68L189 67H187L186 66V64H185V62H183L182 63V60H181V58H179L178 56V58L176 57V55L174 56V58H173ZM37 56H39V55H37ZM131 56V55H130ZM198 56V57H197ZM209 56H210V53H209ZM19 57V58H18ZM22 57V56H21ZM24 57V56H23ZM58 57V56H57ZM114 57V58H115ZM144 57H145V55H144ZM143 57V58H144ZM148 57V61L146 62L147 64H148V62L150 61V59L151 58H149ZM157 57V56H156ZM31 58H33V57H31ZM44 58V57H43ZM46 58V57H45ZM44 58V59H45ZM48 58V57H47ZM128 58V57H127ZM139 58V57H138ZM163 58H165V57H163ZM1 60H4L3 58H0ZM17 59H18V61H17ZM44 59H42V58H40V57H37L36 58V53H35V61H34V59H33V62H35L34 64H35V68L39 71H41V70H43V66L45 65V64H47V66H49L48 64H50V63H52L54 60H52V62H50V63H45V64H43L44 62H45V60ZM49 59H50V57H49ZM52 59V58H51ZM161 59V58H160ZM160 59H158L159 61L158 62H160V65L162 64L161 63V61H162V59L160 60ZM207 59V60H206ZM127 60V59H126ZM142 60V59H141ZM145 61H146V58L144 59ZM178 60V61H177ZM180 60V61H179ZM211 60V59H210ZM228 60V59H227ZM6 61V60H5ZM47 62H48V59L46 60ZM166 61V60H165ZM4 62V61H3ZM122 62V61H121ZM127 62H129V59L127 60ZM144 62V61H143ZM152 61H150L149 63H151ZM155 62V61H154ZM157 62V61H156ZM163 62V61H162ZM180 62V63H179ZM21 63V62H20ZM60 63V66H62V64H61V62H59ZM58 63V64H59ZM125 63V62H124ZM129 63H132L131 61L129 62ZM128 63V65H130V66H128L130 69H131V73L133 74H135L136 75V73H139V72H136V71H134V67L132 68V64H129ZM142 63V62H141ZM166 63V62H165ZM164 63V64H165ZM17 64H16V66H17ZM58 64H56V65H58ZM145 64V63H144ZM146 64V65H147ZM154 64V63H153ZM152 64V65H153ZM185 64V65H184ZM229 64V63H228ZM1 65V64H0ZM2 65H4V64H2ZM25 65V64H24ZM52 65V64H51ZM51 65H50V67H51ZM54 66H55V64H53ZM52 65V68L54 67ZM137 65H138V63H137ZM149 66H150V64H148ZM147 65V66H148ZM151 65V66H152ZM156 65L157 66H155V68L156 67H159V65H158V63H156ZM178 65V66H177ZM202 65V66H201ZM23 66V65H22ZM40 68H39V67ZM46 66V65H45ZM142 66V65H141ZM162 66V65H161ZM160 66V67H161ZM184 66H185V68H184ZM262 66H264V64H262L261 65V67ZM7 67V66H6ZM56 67V66H55ZM54 67V68H55ZM57 67H59V66H57ZM56 67V68H57ZM63 67V69H64V66H62ZM98 67H102V68H104L105 70H108L109 68L111 69V71H109V73H107L105 70H103V71H105V72H100V71H102V70H100ZM140 67V66H139ZM145 67V66H144ZM3 68V67H2ZM1 68V69H2ZM39 68V69H38ZM46 68H49V67H46ZM46 68L43 70V71H45L46 70ZM122 68V67H121ZM150 68V67H149ZM173 68H175V67H173ZM179 68V67H178ZM177 68V69H178ZM197 68V69H196ZM242 68V67H241ZM258 68H260V67H258ZM7 69H8V67H7ZM36 69H35V72H36V74L38 73V71H36ZM145 69V68H144ZM160 69V68H159ZM165 69L166 68H164V71H165ZM184 69H186V70H184ZM212 69V68H211ZM262 69V68H261ZM260 69V70H261ZM5 70V69H4ZM53 70H56V69H52L51 71L52 72H50L51 74L53 73ZM100 70V71H99ZM119 71H118V73H120V71L121 70H123V68L122 69H118ZM135 70H137V69H135ZM154 70V69H153ZM161 70V69H160ZM173 70V69H172ZM236 70H237V67H236ZM239 70V69H238ZM255 70H257V69H255ZM1 71V70H0ZM20 71V70H19ZM48 71H49V69H48ZM132 71H134V72H132ZM148 71V70H147ZM155 71V70H154ZM167 71V70H166ZM166 71H165V73H166ZM178 71H179V69H178ZM183 71L181 72V74H180V72H177V73H179V75L181 76L182 75V73H183ZM240 71V70H239ZM7 72V71H6ZM56 72V71H55ZM115 72H117V71H115ZM123 72V71H122ZM128 72V71H127ZM130 72V71H129ZM141 72V71H140ZM144 72V71H143ZM150 72H152V71H150ZM169 72V71H168ZM240 72H242V71H240ZM240 72L238 73V72H236V74L238 73L239 74V76L241 77V75L242 74H244V72L240 75ZM255 72V71H254ZM21 73V72H20ZM19 73V74H20ZM57 73V72H56ZM55 73V74H56ZM100 73V74H99ZM101 73H103V74H101ZM105 73V74H104ZM164 73V74H165ZM172 73V72H171ZM216 73V72H215ZM3 74V72L1 73V75ZM13 74V73H12ZM68 74V75H67ZM107 74V75H106ZM143 74V73H142ZM156 74V73H155ZM154 74V75H155ZM161 74V73H160ZM198 74V73H197ZM200 74V75H201ZM217 75H218V73H216ZM236 74H234V78H235V75ZM254 74V73H253ZM256 74H258V71H257V73ZM255 74V75H256ZM262 74V73H261ZM3 75H6L5 74V71H4V74ZM2 75V76H3ZM38 75H40V77H41V73L40 74H38ZM58 75V77H60L59 76V73L57 74ZM99 75H102L101 77L104 79L105 77V79L104 80H102V79H100L101 77L99 76ZM106 75V76H105ZM145 75V74H144ZM152 75V74H151ZM150 75V76H151ZM158 75V74H157ZM178 75V76H179ZM185 75L183 76V79H184V77H185ZM259 75V74H258ZM258 75H257V77H258ZM262 75H264V74H262ZM13 76V75H12ZM55 76V75H54ZM103 76H105V77H103ZM140 76V75H139ZM175 76V75H174ZM179 76V77H180ZM188 76V75H187ZM237 76V75H236ZM43 77V76H42ZM45 77V76H44ZM50 77V75L48 76V78ZM63 77H65V78H63ZM125 77V76H124ZM137 77H138V74H137ZM141 77V76H140ZM147 77V76H146ZM203 77V78H202ZM221 77V76H220ZM239 77V78H240ZM262 77V78H261ZM38 78V77H37ZM50 78H52V77H50ZM116 78H118V75H117V77ZM120 79H121V77H119ZM142 78V77H141ZM140 78V79H141ZM177 77H175V79H176ZM182 78V77H181ZM217 78V79H216ZM239 78H237V79H239ZM242 78H243V76H242ZM258 78H260V79H264V76H261V75H259V77ZM39 79V78H38ZM42 79V78H41ZM123 79V78H122ZM122 79L120 80V81H122ZM126 79V78H125ZM161 79H162V76H161ZM167 79V78H166ZM180 78H178V80H179ZM187 79H188V77H187ZM198 79V80H199ZM203 79V80H202ZM205 79V80H204ZM236 79V78H235ZM236 79V80H237ZM241 79V78H240ZM240 79H239V84H240ZM44 80V79H43ZM42 80V81H43ZM49 80V79H48ZM100 80H102V82L104 83V81L105 82H107L106 84H105V88H106V92H108L107 94H106V92H104L103 90H102V92H103V94L102 95H100L101 96V98H100V96H99V98L101 99L100 100V102H99V98H98V103L96 102V100H97V96H98V93H100L99 91L103 88V86H101V82H100ZM138 80V79H137ZM143 80H144V78H143ZM147 80V79H146ZM149 80V79H148ZM168 80V79H167ZM40 81V80H39ZM56 81V80H55ZM119 81V80H118ZM125 81V80H124ZM128 81V80H127ZM142 81V80H141ZM140 81V82H141ZM153 81V80H152ZM159 81V80H158ZM179 81H182V80H179ZM205 81V83H202V82H204ZM238 81V80H237ZM36 82H38V81H36ZM35 82V83H36ZM41 82V81H40ZM46 82V81H45ZM58 82V81H57ZM137 82V81H136ZM138 82H139V80H138ZM139 82V83H140ZM169 82V81H168ZM189 82V81H188ZM43 83V82H42ZM121 83V82H120ZM127 83V82H126ZM147 83H149V82H147ZM157 83V82H156ZM167 83V82H166ZM182 83L184 84V85H187V84H185V82L184 81H182ZM123 83H121V84H119L118 86H121V87H123V86H125V84H123ZM141 84V83H140ZM139 84V85H140ZM146 84V83H145ZM155 84V83H154ZM168 84V83H167ZM172 84V83H171ZM174 84V83H173ZM180 84V83H179ZM195 84V85H194ZM37 85V84H36ZM62 85V86H63ZM133 85V84H132ZM150 85V84H149ZM43 86V85H42ZM53 86V85H52ZM102 88H101V87ZM156 86H157V84H156ZM162 86V85H161ZM169 86V85H168ZM171 86V85H170ZM177 86V85H176ZM35 87H37V86H35ZM40 87V86H39ZM38 87V88H39ZM51 87V86H50ZM55 87V86H54ZM53 87V88H54ZM60 86H58L57 88H59ZM64 87V86H63ZM62 87V88H63ZM126 87V86H125ZM164 87H166V86H164ZM178 87V86H177ZM183 87V86H182ZM205 87V88H206ZM223 87V88H222ZM56 88V87H55ZM100 88V89H99ZM131 88V87H130ZM146 88H148V87H146ZM155 89H156V87H154ZM179 88V87H178ZM186 88V87H185ZM215 88V87H214ZM213 88V89H214ZM217 88V87H216ZM219 88V87H218ZM217 88V89H218ZM26 89V88H25ZM48 89H49V87H48ZM52 89V88H51ZM104 89V88H103ZM120 89V88H119ZM124 88H122V89H120V91H122ZM144 89H145V87H144ZM149 89V88H148ZM177 89V88H176ZM210 89V88H209ZM220 89V90H221ZM27 90V89H26ZM39 90H41V89H39ZM47 90V89H46ZM50 90V89H49ZM48 90V91H49ZM65 90V89H64ZM134 90V89H133ZM178 90V89H177ZM206 90V89H205ZM219 90V89H218ZM228 90V89H227ZM51 91V90H50ZM49 91V92H50ZM52 91H55L54 89L52 90ZM60 91V90H59ZM68 91V90H67ZM70 91V90H69ZM68 91V93H71V92H69ZM91 91V92H90ZM92 91H94V92H92ZM119 91V94L121 95V92ZM139 91V90H138ZM148 91V90H147ZM147 91H144V92H147ZM150 91V90H149ZM153 91V93H154V90H152ZM152 91H150V93L152 92ZM162 91H163V89H162ZM176 91V90H175ZM47 92V91H46ZM92 93L93 95H92V99L91 98H89L91 95H89V100H88V98H87V100H85L86 98H84V96H86V95H84V93ZM122 92H125V90L124 91H122ZM132 92V91H131ZM177 92V91H176ZM205 92V91H204ZM67 93V94H68ZM97 93V95H94V94H96ZM141 93V92H140ZM139 93V94H140ZM149 93V92H148ZM161 92H159V95H161L160 94ZM177 93H179V92H177ZM198 94V96H197V94ZM210 93V92H209ZM62 94H63V92H62ZM101 94V93H100ZM133 94V93H132ZM142 94H143V92H142ZM146 94V93H145ZM152 94V93H151ZM200 94H201V92H200ZM211 94V93H210ZM221 94V93H220ZM229 93L227 92V94L226 93H224V95L225 96H230V95H228ZM41 95V94H40ZM56 95V94H55ZM58 96H59V94H57ZM64 95V94H63ZM65 95H66V93H65ZM155 95H157V94H155ZM165 95H161V97L162 96H164L165 97ZM204 95V94H203ZM223 95V96H224ZM233 95V94H232ZM58 96H56V97H58ZM123 96H125V99H123L124 97ZM205 96V101L203 100V98L201 99L204 103L205 102H207L208 103V106H211L210 107V109L213 111V108H214V104L211 102V101H209V100H207L206 99V96L207 95H204ZM123 97V98H122ZM132 97H135V96H132ZM147 98H150V99H152L153 97H154V95L152 96V97H148V96H146ZM156 97V96H155ZM169 97V96H168ZM197 97V99H195ZM208 97V96H207ZM209 97H211V96H209ZM208 97V98H209ZM237 97V96H236ZM236 97L234 98V97H232V98H227V100H228V102H232L231 104H229V106L230 105H232V104H234L235 105V102H237L238 100L236 99ZM59 98V97H58ZM138 98V97H137ZM146 98V100L144 99V101L146 102L147 100V102H148V104H149V99H147ZM156 98H158L159 99V97H156ZM155 98V99H156ZM51 99V98H50ZM90 99H91V101L93 100V102H94V100H95V102L97 103V105H95L93 102V104H91V107L93 108L92 110H93V112H92V110H89V108H91V107H89L88 108V105H89V102H90ZM142 99V98H141ZM154 99V100H155ZM161 99V98H160ZM194 99V100H193ZM52 100V101H53ZM143 100V99H142ZM153 100V99H152ZM152 100H150V103H152L151 101ZM153 100V101H154ZM161 100H163V99H161ZM167 100H169L170 101V98L169 99H167ZM176 100V99H175ZM224 100V99H223ZM222 100V101H223ZM237 100V101H236ZM87 101H88V104H87ZM127 101L129 102L128 104V106H127ZM131 101V102H132ZM166 101V100H165ZM170 101V102H171ZM193 101V102H192ZM221 101V100H220ZM225 101V100H224ZM47 102V101H46ZM49 102H51V100L49 101ZM55 102V101H54ZM160 103H162L161 101H159ZM192 102V103H191ZM202 102V105H204V103ZM53 103V102H52ZM51 103V104H52ZM59 103V104H58ZM75 103H77L76 105H75ZM122 104L123 103V105H120L121 106V108L123 107V109L121 110V108H120V110L118 109V107H120V106H118V107H116L117 108V111H119V112H121V116L123 117V120L121 121L120 120V118H121V116L119 117V115L117 116L116 114H115V112L114 113H112V111L111 110H113V109H115L114 107L115 106H117L118 104ZM126 103V104H125ZM223 103V102H222ZM155 104V103H154ZM158 104V103H157ZM177 104H180V106H182V107H180L179 105V107L180 108H183V109H181L182 110V112L183 111H185V112H181L180 111V108L179 107H177ZM209 104H213V105H209ZM1 105V104H0ZM47 105H48V103H47ZM92 105H94V106H92ZM149 105V106H150ZM170 105V104H169ZM201 105V106H202ZM207 105V104H206ZM227 105H228V103H227ZM77 106V107H76ZM87 106V107H86ZM90 106V105H89ZM133 106V108H131ZM162 106V105H161ZM53 107V108H54ZM81 108V110H82V112L84 113L85 112V109H87L88 108V114H81V115H83V117H84V115H85V117L83 118L82 116V118L83 119H85V118H87V122H88V116H89V123L91 124L90 126H88L89 125V123L86 125V123L87 122H85L86 120H82L80 117H79V115H78V108ZM130 107V108H129ZM147 107V106H146ZM173 107V106H172ZM199 107H200V105H199ZM213 107V108H212ZM227 107V106H226ZM235 107V106H234ZM0 108H2V107H0ZM113 108V109H112ZM166 108H168V106L166 107ZM171 108V107H170ZM193 108H195V110L193 109ZM198 108V107H197ZM229 108V107H228ZM131 109V113L129 112V110ZM219 109V108H218ZM1 110V109H0ZM80 110V111H81ZM166 110H168V109H166ZM174 110H172V111H174ZM89 111H90V113H89ZM110 111V112H109ZM145 111V112H144ZM149 111V110H148ZM157 111V112H156ZM164 111V110H163ZM172 111H170L171 113H172ZM214 111H215V108H214ZM235 111V112H236ZM50 112V111H49ZM162 112V111H161ZM216 112V111H215ZM51 113V112H50ZM81 113V112H80ZM92 113V114H91ZM110 113H112V114H110ZM151 113V114H152ZM163 113H165V112H163ZM175 114H176V112H174ZM173 113V114H174ZM49 114V113H48ZM61 114V115H60ZM102 114H104V117L102 118ZM109 115V117L107 118V116ZM114 114V115H113ZM119 114V113H118ZM128 114H130L129 116H128ZM132 114H133V116H132ZM135 114H137V116H138V118L136 117V115ZM150 114V113H149ZM166 114V113H165ZM167 114H168V112H167ZM174 114V115H175ZM226 114H227V112H226ZM92 115V116H91ZM102 115V116H101ZM105 115H107V116H105ZM111 115H113V116H111ZM233 115V114H232ZM236 115V114H235ZM91 116V117H90ZM125 116H127V118L129 117V119H130V122H132L135 118H137L135 121H133V122H135V123H133V124H128V119H126V120H124V117ZM150 116V118H152L151 117V115H149ZM161 116V117H160ZM164 116V115H163ZM167 116V115H166ZM170 116H171V114H170ZM184 116H186V117H184ZM200 117V119H199V117ZM207 116V115H206ZM234 116V115H233ZM107 118V120H106V118ZM117 117H119V118H117ZM236 117V116H235ZM235 117H232V119L234 118L235 119ZM79 118L81 119V121H79ZM105 118V119H104ZM156 118V119H155ZM166 117H164V119H165ZM40 119V118H39ZM133 119V120H132ZM168 119V118H167ZM166 119V120H167ZM172 119V118H171ZM198 119L199 120H201L200 121V123L201 124H204L203 122H205L206 123V125H209V126H204L203 125V128H202V131L200 132V130L198 129L197 131L198 132H200V134H196V133H198L197 131H196V128L198 127L196 124V128H195V126H193V124L192 123H190L191 122V120L193 121V120H196V121H198ZM34 120V119H33ZM33 120H32V122H33ZM38 120V119H37ZM75 120H77V121H75ZM132 120V121H131ZM152 120V119H151ZM36 121V120H35ZM61 121V120H60ZM233 121V123H234V120H232ZM237 121V120H236ZM76 122V123H75ZM85 122V123H84ZM149 122V121H148ZM179 122V121H178ZM77 123H78V126H76L77 125ZM197 123V122H196ZM35 124H37V122L35 123ZM39 124V123H38ZM76 124V125H75ZM147 125V127H148V125L150 126V128L148 129V128H145V129H148L147 130V132L145 131V129H144V131L142 130V126H144V125ZM201 124H198L199 126L201 125ZM66 125V126H67ZM235 125V124H234ZM62 126H64V124L62 125ZM65 126V127H66ZM87 126H88V128H87ZM1 127V126H0ZM18 127V126H17ZM36 127H39V126H36L35 125V128H34V130H36L37 128ZM241 127V126H240ZM19 128V127H18ZM17 128V129H18ZM39 128H41V127H39ZM62 128V127H61ZM91 128V129H90ZM199 128V127H198ZM233 128H234V126H233ZM242 128V127H241ZM1 129V128H0ZM10 129V128H9ZM12 129V128H11ZM42 129V128H41ZM41 129H40V131H41ZM66 129V128H65ZM65 129H64V132H66L65 131ZM90 129V130H89ZM2 130H4V128H2ZM6 130V129H5ZM13 130V129H12ZM24 130V129H23ZM37 130H39V129H37ZM35 131V141H32L33 139H32V137H31V139L32 140H30V141H32L30 144H35V142L36 143H38V141H40V133L38 134V131ZM58 130V129H57ZM60 130V129H59ZM142 130V131H141ZM222 130V129H221ZM228 130V129H227ZM240 130V129H239ZM7 131V130H6ZM17 131V130H16ZM15 131V132H16ZM27 131V130H26ZM29 131H31V130H29ZM63 130H61V131H59V133L60 132H62ZM90 131V132H89ZM180 131V130H179ZM216 131V130H215ZM215 131H214V133H215ZM32 132V131H31ZM37 132V133H36ZM43 132V131H42ZM53 132H54V130H53ZM57 132V131H56ZM92 132V133H91ZM204 133V136L201 134V133ZM223 132V131H222ZM4 133V132H3ZM6 133H9V132H6ZM12 134L14 133V132H11ZM20 133V132H19ZM24 133V132H23ZM27 133V132H26ZM179 133V132H178ZM239 133V132H238ZM16 134V133H15ZM15 134H14V136H15ZM31 134H33V133H31ZM36 134H38L39 135V137H37L38 135H36ZM56 134V133H55ZM66 134V133H65ZM68 134V133H67ZM101 134V135H100ZM221 133L219 132V135H220ZM246 134V133H245ZM8 135V134H7ZM27 135H29V133L27 134ZM43 135V134H42ZM59 135V134H58ZM96 135L99 137V139H101V140H99L98 139V137H96ZM237 135V134H236ZM4 136H6V135H4ZM9 136V135H8ZM30 136V135H29ZM53 136H55L54 134H53ZM65 136V135H64ZM102 136V137H101ZM221 136H222V134H221ZM242 136H243V134H242ZM248 136V135H247ZM252 136H251V138H252ZM3 137V136H2ZM7 137V136H6ZM24 137V136H23ZM25 137H27V136H25ZM24 137V138H25ZM36 137L37 138H39L38 139V141H36L37 139H36ZM101 137V138H100ZM187 139L188 141H187V143L186 144H188V146L190 147H188L187 149L186 148H184V149H182L183 148V143L185 142V139ZM218 137V136H217ZM248 137H250V136H248ZM247 137V138H248ZM5 138V137H4ZM2 139V141L4 140L5 141V139ZM10 138V137H9ZM9 138H7V139H9ZM13 138V137H12ZM45 138V137H44ZM214 138H216L215 136H214ZM213 138V139H214ZM219 138V137H218ZM243 138V137H242ZM14 139H16V138H14ZM17 139H18V137H17ZM21 139V138H20ZM92 139L94 140V139H96V140H98V142L96 143V140L94 141L95 143H93L92 142ZM184 139V141H180V140H183ZM1 140V139H0ZM22 140V139H21ZM25 140H27V138L25 139ZM28 140H29V138H28ZM49 140V139H48ZM216 140V139H215ZM238 140V139H237ZM4 141L2 142V143H4ZM7 141V140H6ZM9 141H12V140H9ZM46 141V140H45ZM213 141V140H212ZM14 142V141H13ZM21 143H22V141H20ZM25 142V141H24ZM27 142V141H26ZM34 142V143H33ZM41 142V141H40ZM47 142V141H46ZM45 142V143H46ZM53 142V141H52ZM181 142V143H180ZM216 142V141H215ZM227 142V141H226ZM242 142V141H241ZM18 143V142H17ZM51 143V142H50ZM246 143V142H245ZM28 144V143H27ZM49 144V143H48ZM180 144H181V146H180ZM185 144V145H186ZM252 144V143H251ZM4 145H5V143H4ZM7 145V144H6ZM9 145H11V142H10V144ZM8 145V146H9ZM19 145V144H18ZM39 145V144H38ZM45 145V144H44ZM47 145V144H46ZM51 145V144H50ZM227 145V144H226ZM254 145V144H253ZM258 145V146H259ZM2 146V145H1ZM37 146V145H36ZM240 146V145H239ZM238 146V147H239ZM11 147V146H10ZM24 147H26L25 145H24ZM27 147H29V146H27ZM39 147V146H38ZM42 147V146H41ZM50 147V146H49ZM52 147V146H51ZM237 147V148H238ZM37 148V147H36ZM246 148H247V146H246ZM2 149V148H1ZM39 149V148H38ZM55 149V148H54ZM185 149L187 150V151H185ZM29 150H31V146H30V149ZM40 150V149H39ZM243 150V151H242ZM244 150H245V152H244ZM4 151V150H3ZM37 151V150H36ZM33 152V151H32ZM31 152V153H32ZM41 152V151H40ZM51 152V151H50ZM59 152V151H58ZM221 152H222V154L224 153V155H223V158L221 157V159L224 161V163L222 164V163H220L219 162V158H220V156L222 155L221 154ZM29 153H30V151H29ZM28 153V155L30 156V154ZM36 153V152H35ZM60 153H61V151H60ZM79 153V154H80ZM232 153H234V154H232ZM17 154V153H16ZM50 154V153H49ZM82 154V153H81ZM80 154V155H81ZM85 154V155H84ZM39 155V154H38ZM17 156V155H16ZM50 156H52V155H50ZM31 158V157H30ZM50 158V157H49ZM35 158H33V160H34ZM61 158H59V160H60ZM66 159V158H65ZM37 160H39V158H37ZM222 160H220L221 162H222ZM73 162V161H72ZM218 162H219V164H218ZM209 163H211L210 165H208ZM72 164V163H71ZM214 164V166H212ZM218 164V166L221 168L222 167V171L221 172H219V173H217V172H215L216 174H215V176L213 175V177L211 176L210 177V175L211 174H213V173H210L211 172V170L212 169H209L210 168V166H212V167H216V171H218L217 170V166H215V165H217ZM247 164V165H246ZM54 165V164H53ZM202 165H207L208 166V169L206 170V167H205V170H203L202 168L204 167H202ZM222 165V166H221ZM245 165L246 166H249V167H246V170H244L245 169ZM51 166V165H50ZM54 167V166H53ZM202 167V168H201ZM67 168H68V165H67ZM72 168V167H71ZM79 168V167H78ZM119 168L120 170L123 168V170L126 168L127 170H128V172L127 171H122V172H124V173H128V174H125L124 176L123 175H116V174H118V173H122V172H118L117 171V169ZM183 168V169H182ZM219 168V169H220ZM253 170L252 172L253 173H247L246 171L248 170ZM50 169V168H49ZM80 169V168H79ZM215 168H213V170H214ZM42 170V169H41ZM51 170V169H50ZM74 170V169H73ZM221 170V169H220ZM248 170V171H249ZM43 171V170H42ZM47 171V170H46ZM70 171H71V169H70ZM49 172V171H48ZM116 172H118V173H116ZM210 173V175L208 176L207 175V178L209 179V177L210 178H212V179H210V180H208L204 175H206L207 173ZM124 173H122V174H124ZM203 173H205V174H203ZM240 174V175H239ZM100 175H102V177L100 176ZM71 176V175H70ZM204 176V177H203ZM100 177V178H99ZM71 178V177H70ZM74 178V177H73ZM73 178H71V179H73ZM88 178V177H87ZM99 178V179H98ZM102 178H103V180H102ZM83 180V179H82ZM88 180V179H87ZM93 180V179H92ZM71 181V180H70ZM77 181V182H76ZM75 182L78 184L79 182H78V180H76ZM89 181V180H88ZM90 181H91V179H90ZM94 182V181H93ZM45 183H47V182H45ZM71 183H73V182H71ZM15 184V183H14ZM69 184H70V182H69ZM68 184V185H69ZM80 184V183H79ZM85 182L83 183V185H82V187L83 188H87L86 189V191L88 190V191H93V190H90V189H92V187H94V186H91L92 184L90 183H88V184H85ZM99 184V185H98ZM135 184V188H137L139 185V187L137 188V189H141V190H139V191H141L143 194H141V192L139 193V194H136L137 192H138V190H137V192L135 193L136 195H134L133 197L132 196H130V200L128 199V197H126L125 195H123V193H121V192H123V191H129L130 190V187L132 188H134V185ZM137 184V185H136ZM139 184V185H138ZM91 187H89V186ZM132 185V186H131ZM262 186H264V183H262L261 184ZM42 186V185H41ZM45 186V185H44ZM71 186V185H70ZM69 186V187H70ZM73 186V185H72ZM77 186V185H76ZM75 185H74V187H76ZM97 186H95L94 188H97ZM12 187V186H11ZM10 187V188H11ZM68 187V188H69ZM7 188V187H6ZM14 188H16V187H14ZM97 188V189H98ZM132 188V189H133ZM134 188V189H135ZM262 188H264V187H262ZM13 189V188H12ZM70 189H71V187H70ZM76 189V188H75ZM128 189V190H127ZM5 190V189H4ZM16 190V189H15ZM38 190H40V189H38ZM79 190V189H78ZM95 190V189H94ZM136 190V189H135ZM135 190H134V192H135ZM262 190V189H261ZM8 191V190H7ZM10 191V190H9ZM43 191H46V190H43ZM97 191V190H96ZM101 191V190H100ZM133 191V190H132ZM158 191H160L161 193H159ZM172 191H174V192H172ZM240 193H239V192ZM243 191H245V192H247V191H250V192H248L247 194H243ZM177 192H178V194H177ZM180 192V193H179ZM216 192V193H217ZM242 192V193H241ZM45 193V192H44ZM126 193V192H125ZM128 193V192H127ZM167 193V194H166ZM195 193V192H194ZM197 193V192H196ZM195 193V194H196ZM215 193V192H214ZM261 193H264V192H261ZM131 194V193H130ZM129 194V195H130ZM134 194V193H133ZM169 194V195H168ZM187 194V193H186ZM186 194H185V196H186ZM201 194V193H200ZM203 194V193H202ZM201 194V195H202ZM218 194H219V192H218ZM222 194H224V192H222ZM206 195V194H205ZM208 195V194H207ZM209 195H210V193H209ZM208 195V196H209ZM213 195V194H212ZM143 196L145 197V196H147V197H145V199H147L148 201H150V202H153L154 203V207L153 208H151L150 207V209H151V211H149V212H147V210H146V213H143V214H146V215H142V217L141 218H143V219H141V221H140V219H139V221H140V223L139 224H137L136 222H134L133 220H132V212H134L135 211V209H139L140 207H139V205H144V207H145V205L147 204H143L144 203V198H143ZM176 196H178L179 198H176ZM194 196V195H193ZM214 197H215V195H213ZM232 196V195H231ZM109 197V196H108ZM132 197V198H131ZM191 197V196H190ZM196 197V196H195ZM202 196H200V198H201ZM207 197V196H206ZM205 196L203 197V198H206ZM218 197V196H217ZM216 197V198H217ZM239 197V196H238ZM249 197V196H248ZM105 198V197H104ZM174 198H175V201H174ZM188 198V197H187ZM193 198V197H192ZM191 198V199H192ZM197 198V197H196ZM216 198L214 199V198H210V199H214V201L216 200ZM222 198V197H221ZM232 198V197H231ZM240 198V197H239ZM109 199V198H108ZM133 199V200H132ZM176 199H178L177 200V202H176ZM198 199V198H197ZM196 199V200H197ZM236 199H238V198H236ZM133 201L132 202V204L134 203L135 204V207H134V204L132 205L131 204V202H129V201ZM142 200H143V202H142ZM183 201L185 204H186V206L188 205L189 207H187L186 208V206L184 207V208H182L185 204H182L181 203V201ZM194 200V199H193ZM196 200H195V203H196ZM234 200V199H233ZM104 201H106V198L104 199ZM108 201V200H107ZM106 201V202H107ZM146 201V200H145ZM147 201V202H148ZM179 201H180V203L183 205H181V208H180V206H179ZM188 201V200H187ZM204 201V200H203ZM208 201H209V198H208ZM211 201V200H210ZM235 201V200H234ZM177 203L176 205H175V203ZM206 202V201H205ZM205 202H203L202 204H204ZM223 202V201H222ZM104 203V202H103ZM141 203V204H140ZM152 203V204H153ZM212 203H213V201H212ZM224 204H226V202H223ZM243 203V202H242ZM244 203V204H245ZM164 204L167 206L168 204H169V208H171L170 206H172V210H163V209H168V208H165L166 206H164ZM170 204H172V205H170ZM200 204V203H199ZM206 205H209V204H207V203H205ZM204 204V205H205ZM221 204V203H220ZM219 204V205H220ZM227 204H228V202H227ZM223 205V204H222ZM248 205V204H247ZM104 206V205H103ZM146 206H148V205H146ZM179 206V208L181 209V211H183L184 209H188V210H186L187 211V213H189L190 212V214H194L193 216H195V217H192L190 214H186V216L185 215H183V214H181V215H183V217L184 218H182V220L181 219H173V215H176V214H180V213H176V211H178V212H180L179 211V208L177 209V207ZM239 206V209L237 208ZM133 207L135 208V209H133ZM139 207V208H138ZM144 207H142V208H144ZM207 207V206H206ZM220 207H221V205H220ZM229 207H231V206H229ZM240 207H241V209H240ZM98 208V207H97ZM101 208V207H100ZM99 208V209H100ZM106 208H108V209H106ZM146 208V207H145ZM75 209V208H74ZM73 209V210H74ZM148 209V208H147ZM221 209V208H220ZM70 210V209H69ZM139 210H141V209H139ZM252 210H254V212H252ZM259 210H262L261 208L259 209ZM68 211V210H67ZM101 211V210H100ZM99 211V212H100ZM172 211V212H171ZM175 211V213L173 214V212ZM185 211V210H184ZM189 211V212H188ZM217 211V212H216ZM109 212V213H108ZM143 212V211H142ZM221 212V211H220ZM69 213V212H68ZM102 213V212H101ZM104 213V212H103ZM135 213V212H134ZM139 213V212H138ZM149 213V214H148ZM186 213V212H185ZM211 213V212H210ZM209 213V214H210ZM105 213H104V215H102V216H105L106 215ZM211 214V215H212ZM257 214V213H256ZM69 215H71V214H69ZM138 215H140V213L138 214ZM172 215V216H171ZM189 215H190V217H189ZM211 215H209V216H211ZM262 215H264V214H262ZM23 216V215H22ZM71 216H73V215H71ZM135 216V215H134ZM137 216V215H136ZM172 217L171 219H172V222L171 223H163L164 221H167V222H170V220L171 219H169V218H167V217ZM117 217V218H116ZM140 217V216H139ZM138 217V218H139ZM179 218H180V216H178ZM186 217V218H185ZM197 217V218H198ZM205 217H207V216H205ZM257 217H258V214H257ZM259 217H261V216H259ZM64 218V217H63ZM105 219H107L109 222H110V220L108 219V218H106V216L104 217ZM138 218L137 219H135V220H138ZM190 218V219H189ZM208 218H210V217H208ZM67 219H69V218H67ZM96 219V218H95ZM103 219V218H102ZM169 219V220H168ZM107 220H104L103 219V221H105V223H108V222H106ZM114 220V221H115ZM174 220V221H173ZM198 220V219H197ZM214 220V221H215ZM64 221V220H63ZM68 221V220H67ZM70 221V220H69ZM203 221H201V222H203ZM72 222V221H71ZM97 222H98V220H97ZM97 222H95V220H94V223H97ZM100 222V221H99ZM102 222V221H101ZM113 222V221H112ZM116 222H118V219H117V221ZM193 222V223H192ZM198 222H200V220L198 221ZM22 223H23V220H22ZM35 223H36V221H35ZM64 223H66L65 221H64ZM104 223V222H103ZM111 223V222H110ZM212 223V222H211ZM98 224V223H97ZM102 224V223H101ZM164 224H165V226H164ZM25 225H27V224H25ZM64 225V224H63ZM70 224H68V226H69ZM104 225V226H105ZM159 225V226H158ZM161 225V226H160ZM162 225H163V227H162ZM205 225V226H204ZM103 226V227H104ZM200 226V225H199ZM199 226H198V228H199ZM159 227H161V229L159 228ZM180 227H182V229H183V231H184V233L182 232V229L180 228ZM212 227H213V229H212ZM60 228V227H59ZM98 228H99V225H98ZM185 228V229H184ZM22 229V228H21ZM26 230H27V228H25ZM104 229L105 230H107L105 227H104ZM159 229V230H158ZM177 229L179 230V231H181V232H179V234H178V232H177ZM190 229V228H189ZM62 230H63V228H62ZM65 230V229H64ZM63 230V231H64ZM70 230V229H69ZM98 230V229H97ZM210 230V231H209ZM63 231H62V233H63ZM67 231V230H66ZM99 231V232H100ZM159 231H161V232H159ZM196 232H197V227H196V230H195ZM95 232V231H94ZM110 232V233H111ZM152 232H155V233H152ZM158 232H159V234H158ZM177 233V235L175 234L174 235V233ZM198 232H200V231H198ZM67 233H68V231H67ZM96 233H98V232H95L93 235L95 236V234ZM151 233V234H150ZM157 233V234H156ZM238 234V236H237V234ZM66 234V233H65ZM150 234V235H149ZM156 234V235H155ZM190 234V233H189ZM194 234V233H193ZM87 235V234H86ZM88 235H89V233H88ZM87 235V236H88ZM174 235V236H173ZM197 235V234H196ZM92 236V235H91ZM109 236H111V234L109 235ZM117 236V237H116ZM148 236V237H147ZM185 236H187V235H185ZM204 236V235H203ZM202 236V237H203ZM89 237H90V235H89ZM96 237V236H95ZM99 237V236H98ZM98 237H96V240H97V238ZM231 237H232V235H231ZM102 238V237H101ZM114 238V239H115ZM156 238V237H155ZM198 238V237H197ZM204 238V237H203ZM229 238V237H228ZM89 239V238H88ZM103 240V241H104ZM161 240V241H160ZM178 240H179V237H178ZM211 240V241H210ZM230 238H229V240L227 239L226 241H229L230 242ZM101 241V240H100ZM154 241V242H155ZM182 241H185V238L182 240ZM232 241H234L233 239H232ZM231 241V242H232ZM98 242V241H97ZM141 242H143V243H141ZM167 244H166V243ZM206 242V241H205ZM230 242V243H231ZM103 243V242H102ZM158 243H157V245H158ZM180 243V242H179ZM226 243V242H225ZM229 243V244H230ZM105 244H106V241H105ZM104 244V245H105ZM138 244V243H137ZM144 244H146V242L144 243ZM152 245L154 244V243H151ZM201 244V243H200ZM227 244V243H226ZM228 244V245H229ZM232 244V243H231ZM108 245V244H107ZM156 245V246H157ZM163 245H165V246H163ZM183 245V244H182ZM238 245V246H239ZM19 246V245H18ZM24 246V245H23ZM22 246V247H23ZM92 246H95V245H92ZM92 246H91V248H92ZM106 246V245H105ZM187 246V247H186ZM230 246V245H229ZM234 246V245H233ZM233 246H231V248L233 247ZM20 247V246H19ZM101 247H103V246H101ZM140 247V246H139ZM145 247V246H144ZM144 247H142V248H144ZM165 247V248H164ZM236 247H234V248H236ZM90 248V247H89ZM90 248V249H91ZM95 248V247H94ZM97 248V247H96ZM99 248H100V246H99ZM166 248H168V249H166ZM189 249V251H187L188 249ZM238 248H239V252H237L238 251ZM23 249V248H22ZM145 249V248H144ZM24 250H26V249H24ZM95 250V249H94ZM95 250V251H96ZM184 250H185V252H184ZM224 250V255H225V253L227 252V251H225V249H222L221 251H223ZM232 250V249H231ZM81 251H84V250H81ZM86 251V250H85ZM84 251V252H85ZM91 251V250H90ZM102 251V250H101ZM129 251V250H128ZM220 251V252H221ZM21 252H23V250L21 251ZM20 252V253H21ZM92 252V251H91ZM97 252V251H96ZM130 252V251H129ZM131 252H132V250H131ZM219 251L217 252V253H219L218 255H219V257H220V253ZM19 253V252H18ZM95 253V252H94ZM135 252H132V256H133V254H134ZM136 253H137V251H136ZM168 253H170V255H168L169 257H167V255L166 254H168ZM83 254V253H82ZM85 254V253H84ZM88 254H89V252H88ZM87 253H86V255L85 256H89ZM127 254H128V252H127ZM126 254V255H127ZM231 254V251H230V253L228 252V253H226V255L227 256H229ZM17 255V254H16ZM15 255V256H16ZM80 255H81V252H80ZM123 255V254H122ZM135 255H134V257H135ZM201 255V254H200ZM199 255V256H200ZM208 255V256H207ZM217 255V254H216ZM218 255H217V257H218ZM223 255V256H224ZM226 255L224 256V259H225V257H226ZM83 256V255H82ZM119 256H121V255H119ZM125 256V255H124ZM189 255H186V258L188 257ZM196 256H198L197 254H196ZM196 256H195V258H196ZM198 256V257H199ZM212 256V255H211ZM215 256V255H214ZM18 257V256H17ZM24 257V256H23ZM81 257V256H80ZM84 257V256H83ZM90 257V256H89ZM118 257V256H117ZM190 257V260H192V256L190 255L189 256ZM204 257V256H203ZM217 257L215 256V259H214V261H212V263H211V261H210V263H205L204 262V264H216V262L217 261H215V260H217ZM218 257V258H219ZM231 257H233V256H231ZM230 256H229V258H231ZM82 258V257H81ZM91 258V257H90ZM93 258V257H92ZM91 258V259H92ZM125 258V257H124ZM128 258V257H127ZM185 258V259H186ZM19 258H17V260H18ZM82 259H85V258H82ZM87 259H88V257H87ZM131 259V258H130ZM135 259L137 260V257H135ZM193 259H194V257H193ZM208 259V258H207ZM210 259V258H209ZM212 259V260H213ZM223 259V260H224ZM226 259H228V257H226ZM0 260H1V258H0ZM4 260V259H3ZM2 260V261H3ZM14 260V259H13ZM17 260H15V261H17ZM126 260V259H125ZM187 260V259H186ZM189 260V261H190ZM195 260V259H194ZM236 260H238V261H236ZM23 261V260H22ZM78 261H80V260H78ZM87 261V260H86ZM85 261V262H86ZM130 261V260H129ZM132 262L133 261H135V260H131ZM130 261V262H131ZM158 261H159V259H158ZM168 261H171V260H168ZM168 261L166 260V262L168 263ZM185 261V260H184ZM188 261V260H187ZM195 261H200V260H195ZM21 262V261H20ZM121 260H120V264H121ZM126 262H127V260H126ZM136 263H137V261H135ZM163 262H165V261H163ZM172 262V261H171ZM180 262V263H181ZM230 262V261H229ZM13 263V262H12ZM23 263V262H22ZM123 263H125V261H123ZM137 263V264H138ZM157 263V261L155 262V263H153V264H156ZM185 263V262H184ZM203 263V262H202ZM219 263V262H218ZM1 264V263H0ZM81 264H83L82 262H81ZM132 264V263H131ZM158 264V263H157ZM161 264V263H160ZM171 264V263H170ZM173 264V263H172ZM175 264V263H174ZM190 264V263H189ZM225 264V263H224ZM229 264V263H228Z\"/></svg>","mask_w":264,"mask_h":264}]
</instances>
